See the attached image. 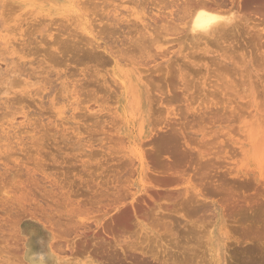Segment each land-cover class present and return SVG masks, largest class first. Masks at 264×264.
Returning <instances> with one entry per match:
<instances>
[{"label": "rangeland", "instance_id": "374dc122", "mask_svg": "<svg viewBox=\"0 0 264 264\" xmlns=\"http://www.w3.org/2000/svg\"><path fill=\"white\" fill-rule=\"evenodd\" d=\"M81 1L83 2L86 0H80V1L79 0H73V1L72 0H0V264H2V262H3V264H10V263H12V264H19V263L20 264H25V263L30 264L25 259V255H24L25 250H26V246L28 244L27 239H26V235H25V232H26L25 229H29L34 235L37 236V240H38V243L40 246L45 245L44 247H48V245H49V252H47V253L52 255V258H53V261H55V264H59V263L60 264H70V263L71 264H84L89 260L93 263H96V264H162L165 261L167 262V264L168 263L169 264H173V263H175V264L176 263L177 264H199L198 260H200V258H202L203 256L205 257V254H206V256H209V253L205 250V247L202 246L204 244L203 240H205L204 235H203L204 231L207 230V228L209 229V227L211 229L212 228L215 229L216 233L218 234L217 236H219L220 239L223 240V243L225 244V246H227V248L225 247L224 256H223V258L225 257L226 260L224 258L223 262H229L228 264H258V263L264 264V261H263V256H264V254H263L264 253V223H263L264 222L263 221L264 220V218H263L264 217V215H263L264 214V211H263L264 210V206H263L264 205L263 204L264 203L263 202L264 201V152H263V150H264V148L262 147L263 149L261 151H258L257 147H255V145H258V144H256L258 138H259L260 142H261V140H264L263 139L264 138V123H262L263 122L262 119H264V117H263L264 116L263 115L264 114V111H263L264 110L263 109V107H264V65H262V64H264V61H263L264 57L261 56V54L262 55L264 54V48H259L258 45L255 46L256 44H259V42L258 41L255 42L251 38L250 39L248 38V37H250V35H248V33L250 32L251 28H249V30H248L247 28L245 29V27H244L242 29V32L240 30L239 33H237V34L234 33L235 35L231 33L232 38L227 36L229 39H234V40H229L226 38L227 40H229L227 42L228 44H230L229 46H227L228 44H225V46H224V44H222V45H220L221 48L215 46L216 47V49H215V47H213L210 44L213 48L209 45L210 47L208 49H209V51L212 49L211 51H213L214 53L210 52L209 55H204L202 52L197 50V54L194 53L193 57H195V58H193L192 55H193V52L195 50L193 52H190L192 50L190 48L188 49L189 46L187 47V45H185L186 43L182 44L183 43V42L181 43L182 40L174 38V36L180 38L182 36V34L181 35H179V34L178 35H173V34L169 35L168 34L167 36H165L166 39H164V37H162L161 38L162 41H160L157 44L159 46V48L156 49L154 45L152 46V42H151L152 40L150 41V39L154 38L153 37L154 35H152V37H150L149 33L150 34L153 33V31H151V30L154 29V27L152 28L150 26L155 25V24H153L154 22L151 20L152 18L155 17L153 15V14H155V11H154V6L152 5V3H149V2L145 3L148 0H146V1L141 0V2L143 1V3H141L140 0H134V1L133 0H113L114 2H112V1L109 2L110 0H103V2H102V0H99V1L98 0H93V1L88 0V2L86 1L87 3L86 2H83V3L85 6H87L89 4L88 5L89 7L87 6L89 9L87 7H85L89 10V12L87 9L83 11V9H85V8L82 7L83 4ZM106 2H107V5L110 6V8H109V6L106 5ZM225 2L228 5L230 3V0H228V1L225 0ZM79 3H81L82 5ZM100 3H104L105 5L104 4L100 5ZM143 4H144V6H143ZM5 5L8 8H6ZM103 5L108 7V9L105 8ZM140 6H141V8H140ZM145 6L146 7L150 6L151 8L150 7L146 8ZM103 7L105 9H103ZM113 7H114V9H113ZM143 7H144V10L146 8L148 11V12H146V10H145L146 16L144 15V18L147 17V18H145V21H147L145 24L149 25V28L147 29L146 32H142L143 31L142 30L143 29L142 24L139 23L138 20L135 18L138 16V14H140L139 12H141ZM4 8H5V10H3ZM115 9H117V10H115ZM76 10H77V13H76ZM90 10H92V11H90ZM103 10H104V13H103ZM150 10H151V15H149ZM3 11H4V13H3ZM99 11H101V12H99ZM129 11L131 14L128 13ZM152 11H154V12H152ZM90 12H92V13H90ZM97 12H99V13L97 14ZM133 12H135V13L133 14ZM243 12H245V11H243ZM25 13L27 14L26 16H25ZM105 13L107 14V16H105L106 15ZM112 13H114V15ZM136 13H138V14H136ZM22 14H24L23 17L21 16ZM90 14H91V16H89ZM240 14L242 16V13H240ZM110 15H111V18H110ZM77 16L78 17L82 16L83 19L79 17L80 19L78 20L79 21L78 22ZM117 16L119 17V19H117L118 18ZM250 16H249V18L252 17V16L251 17ZM2 17H4V18H2ZM37 17H39V18H37ZM10 18H12V21H10ZM32 18H34L35 21H33L34 19L32 20ZM53 18H55V19L58 18L59 22H61L63 20L62 23L64 26L66 25L67 28L63 27L62 23L58 24L57 19L55 20ZM253 18L250 21H248V22H250L251 26L254 24H258L260 22V20H262V19L264 20L263 16H262V18L260 17L259 20L257 19V17H255L254 19ZM70 19H71V21H69ZM111 19H112V21H111ZM115 19H117L118 21H115ZM39 20H40V22H39ZM54 20L57 22H53ZM80 20L83 22L82 25L80 23L81 22ZM124 20L126 22L127 21H129V22H127V24L125 25L126 22ZM131 20H133V21H131ZM64 21L66 22V24H64L65 23ZM95 21H96V23H95ZM86 22L88 24H86ZM117 22H120L122 25L120 23L118 24ZM70 23H73V24H70ZM77 23H78V26L75 25ZM103 23L105 26H103ZM133 23H135V24H133ZM136 23H138L140 26H137L138 24H136ZM36 24H38L39 26ZM56 24H58V25H56ZM59 25L60 26L62 25V26L60 27ZM74 25L77 27L76 30L74 29L75 28ZM84 25H86L85 26L86 28H84ZM129 25H130V27H128ZM132 25H134V26H132ZM28 26L30 29H32L31 33L29 30H24V29H27ZM58 26H59V28H58ZM98 26L100 28H104V29L106 28L104 31V34H103L102 30H101V34H100V31H98V30H100V28ZM126 26H127V28H126ZM12 27H14L15 29L14 28L10 29ZM50 27H52V30L50 29ZM95 27H96V29H94ZM108 27H110L111 30L112 29H114V30L111 31ZM134 27H135V29H134ZM137 27L138 28L141 27V28L138 29ZM68 28H71V31ZM131 28H132V31L134 30L133 32H131ZM262 28H264V25L260 26L258 29L260 30ZM35 29H37V30L35 31ZM53 29L54 30L58 29V30H55L53 32ZM63 29H65V31L66 30L67 31L65 32V31H63ZM107 30H109V31H107ZM135 30L137 33H138V31L139 32L141 31V33L139 35L135 34L136 33ZM25 31L28 32L27 33L28 36L26 34H25L26 36L24 35V33H26ZM114 31H116V32H114ZM110 32H112V33L114 32V33L111 34ZM128 32H130V35H128L129 34ZM244 32H246V33H244ZM9 33L11 35H9ZM33 33H35V34H33ZM143 33H145L144 34L145 36L141 37ZM80 34H81V36H80ZM98 34H100V35H98ZM133 34H134V36H133ZM96 35L99 37H97ZM139 36H140L139 41L141 40L142 42L135 41L137 39V37L139 38ZM29 37H30V39H29ZM170 37H172L173 39L172 38L170 39ZM45 38H47V41ZM88 38L89 39L92 38L93 40L91 39L92 41H90ZM76 39H78V40H76ZM82 39H84V40H82ZM163 39H164V41H163ZM29 40H30V42H29ZM131 40L138 42V43H144V49L146 48L144 50L145 52L144 51H143L144 53L140 52L141 53L140 54L138 49H136V47H135L136 46L135 42L133 43ZM144 40H146V41H144ZM165 40H166V42H165ZM171 40H172V42H168ZM48 41L51 42V44ZM52 41H55V42H52ZM87 41L92 42L94 44V47L91 46V45H93L92 43L90 45L87 43V45H88V47H87L86 46ZM148 41L150 43H148ZM249 41L251 44L249 43ZM36 42H37V44H36ZM58 42H60V43H58ZM121 42L123 43L124 46L121 44ZM145 42H147V43H145ZM235 42H236V44H235ZM262 42H264V40ZM20 43H22L23 45ZM52 43H53V45H52ZM108 43L111 44L110 45L111 47L110 46L107 47L109 45ZM95 44H98V45H95ZM118 44L120 46H122L121 48H120V46L118 47L120 49L117 48ZM133 44H135V45H133ZM249 44L251 45L250 47H248ZM56 45H57V47H56ZM70 45H72V46H70ZM73 45L75 47L76 46H78V47H76V49H75V47L73 48ZM99 45H101L99 48L95 47V46H99ZM25 46H27L28 48ZM103 46L105 48H107L106 52L103 51V49H102ZM148 46L149 47L152 46L151 49L153 51L155 50L154 52H151L152 53L151 56H150V54H151L150 51H152V50L150 48H149L150 50H148V48H147ZM79 47H80V49H79ZM202 47L203 46H201V48ZM23 48L26 51H24ZM71 48H73L74 50ZM77 48H78V50H77ZM94 48L96 50V53L98 52V54H97L98 57H96L97 55L94 52ZM133 48L135 50H137V53H139V55L136 52H134ZM217 48L220 50H218ZM223 48H225V49H223ZM226 48H228V49H226ZM239 48H241V50ZM68 49H70V50H68ZM81 49H82V52L85 49H87V50H85L86 52H84V53H82V52L79 53V50L81 51ZM63 50H64V52H67V53H63ZM71 50H72V52H71ZM110 50H111V53H108V52H110ZM128 50L130 52L129 54H131V52H132L131 55L133 56L132 57L130 55L132 57V60H133L131 63L127 61V59L124 55H123L125 57L124 59H126L125 61H121V59L123 60V57H120V55L122 56V54H124V52L129 56V54L127 53ZM224 50H226L225 53L228 52L227 54H229V57H228V55L224 56V55H226V54H224ZM87 51H90V52L87 53ZM122 51H123V53H122ZM163 51L167 52V53H163ZM237 51H238V53H237ZM256 51H258L259 53ZM24 52H27V53L24 54ZM92 52L95 54V57L98 59H96L94 57V54ZM100 52H102V53H100ZM116 52L119 54L121 53L119 55L120 61H121V62H119L120 76L123 78V80H125V82L128 84V86L131 87V88H129V91L126 94V98L122 100V103H121L122 115L119 117V120H117L118 117H116L117 119L113 117V115L114 116L116 115L115 113H113V112H115V108L113 110V107L115 106V104L111 103L114 100L112 97L113 92L115 91L114 89L117 88L115 86L116 85L119 86V84H116L115 82H111L114 80L110 75V72L114 68H116L114 66V63H113V56L118 55ZM221 52H223V53H221ZM21 53H23V56ZM28 53H30V54H28ZM74 53H76L77 55ZM142 53L143 54L147 53L148 56H150L148 58H145L147 61L145 59H143L145 55L143 57H141V55H143ZM158 53H160V54L163 53V54H161V56L162 55L163 56L161 57L160 54H158ZM63 54H67L68 56H66V55L64 56ZM83 54H85L86 57ZM101 54H102V57H101ZM111 54H113V56ZM133 54L137 55L138 57L137 56L134 57ZM222 54H224V55H222ZM230 54H231V56H230ZM53 55H54V57H53ZM72 55H75V57ZM220 55L224 56V58H226V57L227 58L223 59L222 57H220ZM255 55L257 56V59L255 58ZM165 56H168V57L163 58ZM182 56H183V58H182ZM60 57H61V59H59ZM92 57H94L95 59ZM119 57H118V59H119ZM131 57H130V59H131ZM140 57H141V59H140ZM160 57H161V59H160ZM217 57H218V60H220L221 62L217 60ZM230 57L231 58L233 57L234 60L230 59ZM100 58L107 60L108 64L102 59L99 60ZM187 58H189V59H187ZM76 59H78V60H76ZM130 59H129V61H130ZM181 59H183V60L181 61ZM227 59H230V60L228 61ZM62 60H63V62H62ZM75 60L79 61V62H75ZM85 60L86 61L91 60V62L88 61V63H87ZM95 60L96 61L99 60L98 63ZM141 60H142V62L140 63ZM213 60L214 61L216 60V61L214 62ZM254 60H256V61L259 60V61L256 62ZM260 60H262V61H260ZM148 61H150V62L148 63ZM155 61L158 63L157 64L154 63ZM172 61H174V64ZM232 61H234V62H232ZM80 62H81V64H80ZM99 62H101V63H99ZM104 62H105V64H104ZM135 62L139 63V67L135 66L136 65ZM183 62H186V64ZM218 62H219V64H218ZM76 63L78 66L76 65ZM128 63H130L131 65L128 66ZM142 63L145 65L142 66ZM167 63H168V65H167ZM169 63H171L170 64L171 68H168ZM232 63L234 65L228 67ZM259 63H261V65H259ZM102 64H104L105 66L103 67ZM150 64H151V66H150ZM183 64H184V66H183ZM215 64H217V65H215ZM223 64L225 66H223ZM152 65L153 66L156 65V67L153 68ZM185 65H187V66H185ZM226 65H228V66H226ZM140 66L144 69H145V67H147L145 70V72L148 71V73L145 74L146 79L143 76V73H145V72L142 71L139 73V71L144 70V69L140 68ZM148 66H149L150 70H148ZM218 66L220 68H218ZM85 67H87V68H85ZM150 67L152 68V70ZM158 67H159V69H156ZM209 67H210V72H209ZM19 69H21V70H19ZM161 69H162V71H161ZM222 69H223V71H222ZM231 69L232 70L234 69V71H232ZM155 70L157 72H155ZM74 71H76L77 73ZM158 71H160V72H158ZM218 71L221 72V74ZM228 71H229V73H228ZM83 72H85V73H83ZM97 72H98V75H97ZM150 72L152 74H149ZM153 72H155V74ZM162 72H164V73H162ZM215 72H217L218 74L217 73L215 74ZM93 74H95V76ZM161 74H162V76H161ZM223 74H224V76H223ZM225 74L227 76H229L228 77L229 79L227 78V76L225 77ZM231 74H233L234 76ZM182 75H184V76H182ZM218 75H219L220 79L218 77H216ZM141 76H143L144 78ZM221 76H223V78H221ZM84 77L87 80H85ZM90 77H92V78H90ZM96 77H97V79L100 78L99 80H101V81L97 80ZM180 77L181 78H183V77L187 78L188 77V78L185 81H183L184 78L181 79ZM13 78H14V80L17 81V83H15L16 81H12ZM110 78H111V81H110ZM139 78H141V79L139 80ZM225 78H226V81L231 82V85L234 87L233 89H235V90H233L232 87H230L231 89L228 91L229 93L227 92V94L231 93L230 95L226 96V99L229 101L224 100V97L221 96L220 94L216 93V92L214 95H211V93L215 89H217L219 87H222V88L225 87L224 85L226 83H224V85H223V83L221 82V80L222 79L225 80ZM76 79L77 80L79 79V80L77 81ZM90 79H91V81L95 79L94 81H96V82H94V81L91 82ZM105 79H106V81H107V79H109L107 82L110 84V86H109V84L103 83V81ZM142 79H143V81H142ZM67 80H68V82H67ZM75 80H76V82H75ZM146 80H151V81H149L151 83L145 82ZM259 80H260V82L263 81V83H260ZM98 81H99V83H98ZM158 81H161V82H159V85H158ZM213 81L216 84L223 85V86L217 87V85H216L217 88H215V84ZM74 82L77 84H75ZM82 82H83V84H82ZM153 82L155 84L157 83V86ZM236 82H238V83H236ZM10 83H11V86H10ZM12 83H13V85H12ZM14 83H15V86H14ZM21 83H22V85H21ZM80 83H81V86L79 87L78 84H80ZM85 83H88V84H85ZM111 83H114L115 85L114 84L111 85ZM138 83L140 85L139 86L140 89L135 90V88H133V87H135V86L137 87ZM240 83L242 84V87H241L242 89L240 88V86H241ZM28 84H30V85H28ZM90 84H94V85H90ZM150 84H152L153 86H151ZM187 84H189V86ZM236 84L239 86H237ZM82 85L83 86L85 85V86L83 87ZM88 85L92 86V87H88ZM95 85H96V87H94ZM99 85H100V87H99ZM107 85H108V87H113V88H110L108 90V87H106ZM211 85H213V86H211ZM9 86L12 87L13 90H9V88H8ZM31 86H33V87H31ZM77 86L79 87V89H76V88H78ZM186 86H188V87H186ZM208 86L209 87L211 86V87L208 88ZM261 86H263V87H261ZM104 87L107 88V91H106V88H104ZM183 87L184 88L190 87V89H191L190 94L193 93L195 95L194 96L192 94L195 98L193 100L194 102L191 101L192 107L198 108V104L201 105L202 104L201 102H205L206 100H208L206 102V103H208L211 100V104H213V103L217 104V102L219 101L218 102V104H219L218 108H220V106H222L221 102L225 101L224 103H226V101H227L228 105L226 104V106H228V107L225 106L227 108V111H226V109H225V111L227 113H229L230 116H228L229 114L228 115L225 114L224 113L225 111H223V112L220 111V112H222L220 115L221 116L223 115L222 119L223 120L226 119V121L219 120V121H217L218 123L212 122V123H214V125H213L210 122V120L208 121L210 124L207 122V118H209V116L207 114V117L204 116V117H206V118H204L205 121L200 120V125H199V119L200 118H198L199 116L197 117L196 115H198L201 112L203 113L204 112L203 110L198 112V110H199V108H198V110L196 111V113H198V114H195L194 112L193 113L188 112L186 114H183L186 112V110H185L186 106L190 102L185 103V101L183 100L182 102H177L176 103L177 106H174L175 104L172 105L171 103L168 102L169 104H171L170 105L171 107L170 106L168 107V104L166 102L167 99L171 98L172 93H174L173 95L178 94L179 96L178 95L177 96L181 97V94H180L181 91L180 90L184 89ZM74 88H75V90H74ZM85 88L89 91L85 90ZM88 88H90V89H88ZM150 88H151V91L147 92L148 90H150ZM59 89H61V90H59ZM71 89H72V91H71ZM82 89H84L85 91L82 92L81 91ZM102 89H104V90H102ZM133 89L135 90V92L133 91ZM176 89H178V92ZM208 89H210V90H208ZM219 89H221V88H219ZM238 89H240V90L237 92ZM246 89H248V91ZM7 90H9V93ZM68 90H70V92ZM77 90H80V92ZM112 90H114V91L112 92ZM159 90H160V93L162 91H163V93L165 91H167V93L165 92L166 93L165 95L163 93H161V96H160V93L158 92ZM203 90H206V91L208 90L207 91L208 94L206 93V91L204 92ZM231 90H233V91L231 92ZM245 90H246V92H245L246 94L244 93ZM60 91H61V93H58ZM221 91H223V89H221ZM110 92H111L112 96H111ZM153 92H154V94H153ZM233 92L234 93L236 92L235 93L236 96ZM239 92H241V94H239L240 96L241 95H245V96H241V98H240L239 95H237ZM242 92L244 94H242ZM89 93L92 96L89 95ZM78 94H80L83 97H78V96L76 97V95H78ZM104 94H105V96H104ZM205 94L208 96H206ZM209 94L213 98H211L209 96ZM54 95H55V97H54ZM87 95L91 98V101L88 100L89 98H87L88 97ZM108 95L111 97H109ZM150 95L153 96V98ZM166 95L167 96L171 95V96L168 98V97H166ZM247 95L250 99L247 97ZM42 96H44V97H42ZM66 96H68L69 98ZM103 96H104V99H106L104 101L102 100ZM84 97H86L87 99ZM99 97H102V98L100 99ZM198 97L200 98V100H198L199 99ZM208 97H209V99H208ZM220 97L222 99H220ZM231 97H232V99H231ZM242 97L243 98L246 97V98L243 99ZM163 98H164V101H162ZM247 98L250 100L249 101L250 104L248 103ZM256 98H257V100H256ZM111 99H112V101H111ZM157 99L158 100L161 99V100L155 101ZM77 100L80 101L79 104H78ZM101 100L105 105L103 103H101ZM153 100H154V102H153ZM188 100H190V98ZM221 100H223V101H221ZM230 100L232 101L231 104L228 103V102H230ZM233 100H234V102H233ZM245 100L247 101V104H246ZM94 101L95 102L97 101V103H95ZM109 101H110V103H108ZM98 102H100V103H98ZM151 102H152V104H151ZM236 102L239 103V105ZM55 103H57V104H55ZM70 103L72 104L73 107L69 106ZM74 103H77L78 105L74 104ZM106 103L110 107H108ZM242 103L246 104V105H244L245 107H243ZM98 104L99 105L102 104L101 106H103V108L100 107ZM166 104H167V106H166ZM81 105L83 108H81ZM240 105H241V107H240ZM247 105H248V107H247ZM258 105L260 106V108ZM74 106H77L76 107L77 111L75 110ZM232 106H234V107H232ZM249 106H251V107L249 108ZM78 107H79V109H77ZM96 107H97V109H95ZM99 107H100V109H99ZM164 107H166V108H164ZM176 107L179 109V111H183V112H180L178 114L179 111ZM183 107H185V108H183ZM105 108H107V110L110 108V110H109L110 113H108L109 111L106 110L107 112L105 114V112H104ZM167 108H169L168 111H167ZM182 108L185 110V112ZM235 108H238V109L241 108V109H239V111L236 109V111L234 113H231L235 110ZM242 108H246V109L242 110ZM98 109H99V111L100 110L101 111L104 110V111H102V113H101V111L97 112L96 110H98ZM111 109L113 111H111ZM152 109L155 110V112H153ZM157 109L158 110L161 109L160 111L165 110V112L163 111V113L161 114L160 111L157 112L158 111ZM175 109H176V111H175ZM228 109H229V111H228ZM230 109H231V111H230ZM252 109H253V111H251ZM258 109H261V111H263V112H261L260 110L258 111ZM73 110H75V111H73ZM86 110H87V112H86ZM172 110H174V112H172V113L177 112L176 114L179 115L180 117L177 115L174 117L171 112L169 113L170 114L169 115L168 112L172 111ZM93 111H96V112H93ZM243 111H245V112H243ZM91 112H93L94 114ZM156 112H157V114H156ZM238 112L245 113V114H243V116H242V114L240 113V115L242 116V117H240ZM95 113H97V114H95ZM111 113H112V115L110 116ZM142 113H143V115H142ZM152 113H154L153 114L154 116L152 115ZM181 113L183 114V116L186 115L187 119H185ZM189 113H191V114H189ZM236 113L238 114L237 117L235 116ZM82 114H84V116ZM101 114H103V115H101ZM149 114L152 117H150ZM164 114H165V116H164ZM187 114H189V115H187ZM248 114H250V115L248 116ZM74 115L76 118L74 117ZM93 115L94 116L97 115V116H95L96 118H94ZM105 115H107V119H106ZM232 115L235 117H232ZM108 116H110L111 118L110 117L108 118ZM259 116H261V117H259ZM154 117L157 118V120ZM160 117H161V119H160ZM162 117L163 118L168 117L169 119H167V120H166V118L162 119ZM177 117H179V118H177ZM224 117H226V118L224 119ZM152 118L155 119L154 120V121H156L155 123L152 122V120H153ZM158 118H159V121H158ZM236 118H238L237 121L234 120ZM255 118H257V119H255ZM172 120H174V122ZM182 120H184V121L182 122ZM229 120H231L232 123ZM113 121L114 122L116 121V122L114 123ZM117 121H118V123H117ZM195 121L197 122V124L195 123ZM254 121L257 124V126H255L256 124L253 123ZM258 121H260V123H258ZM167 122H169L168 123L169 126L167 125L165 127L164 125H166ZM224 122L226 124H224ZM251 122L253 124H255L254 125L255 127L259 126V128H256V131L254 130L255 128H253L254 126ZM112 123L116 124V125H113ZM156 123H157V125H156ZM163 123H164V125H163ZM179 123L182 125H180ZM192 123H194V124H192ZM173 124H175V125H173ZM183 124H185V125H183ZM188 124H189V127L187 126ZM258 124H260L261 126ZM112 126H113V128H112ZM179 126L182 128H180ZM191 126L193 128H190ZM199 126H201L202 130H201V128H198ZM203 126H205L206 128ZM183 127H184V129H183ZM118 128L120 131H118ZM166 128H168V129H166ZM209 128H211V129L209 130ZM250 128H251V131L249 130ZM150 129L151 130L153 129L154 131H151ZM172 129H173V131L176 129H179V132H181L183 130L185 135H183V132H181V135H183L181 137L182 138L185 137L184 141H188L187 143H189V144L191 141L194 142L193 139H198V140H195V143L198 142L199 144L195 145V143H193V142H192L193 144L191 143L192 144L191 147L193 146L195 150L200 151L201 146L203 147V148H201V151H206L207 153H209L211 150V152H210L211 155H209L210 158L206 157L204 159H200V157H197L196 155H198V153H196L197 151L196 152L194 151L195 156L193 154L192 155L190 154L191 156L187 155V156L191 157L189 159H188V157L185 156L186 160L188 159L190 161V159H191V161L188 163V160H187L186 161L187 163H185V165H183L184 164V162H183L182 165L184 167L186 165L189 166L191 164L192 166L199 167V165H201L203 163L201 165V167H202L206 162L207 163L211 162V164H214V169H213V173H212L213 178H214V179L212 178L213 180L211 179L210 181H204V182L199 181V180L196 181L195 179H192L191 181H187V180H183V181L182 180L181 181L176 180V181H174L175 179H171L170 177H168V180H167V178H160V177H158V175L155 176L153 174L154 172H157L156 174H158V173H162L163 171H166L165 169L162 170L163 168H161L159 166L160 164L158 165L159 161L161 163H163V162L165 164L167 163L168 159L164 156L165 153L161 154L160 157L159 156L157 157V156H155V153L152 150L154 149V151H155V148L157 146H159V144L161 143V140L163 142V141H166L168 139V136H170V134L173 133ZM214 129H217L215 131V133L213 131ZM218 129H220V130H218ZM114 130H116V131H114ZM156 131L158 132V134ZM170 131H171V133H170ZM194 131H196V132H194ZM209 131H210V133H209ZM211 131H213V132H211ZM253 131H255V132L252 135ZM150 132H152V134L154 136L152 134H150ZM179 132H176V133H178V135H179ZM189 132H191V133H189ZM244 132H246V133H244ZM242 134L243 135L246 134V135L242 136ZM254 134H255V136H254ZM117 135H118V137L120 136L123 139H121L120 137H119L120 139L119 138L116 139ZM149 136L150 137L156 136L154 138V140L155 139H158V140L152 141L153 138L151 137V139H150ZM201 136H203V138ZM243 137H245V139H244L245 141L243 140ZM190 138H191V140H189ZM205 138H207V140ZM212 138H213V142L211 141ZM181 139H180V142H183V139L182 140ZM208 139H210V140H208ZM255 139H256V141H255ZM114 140L116 141V143L114 142ZM118 140L123 141L124 144L120 143L121 141L119 142ZM141 140H143V141L141 142ZM199 140H200V142H199ZM239 140H241V141H239ZM201 141L202 142L204 141L202 143V145L200 144ZM208 141H211V143ZM141 143L144 144L145 146L141 145ZM157 143H159V144L157 145ZM214 143L216 144L215 147H214ZM262 143H264V142L262 141ZM120 144H121V146H120ZM146 144L149 146H147ZM154 144H156V146H154ZM180 144H181L180 146L184 145L183 143H180ZM138 146H140V147H138ZM184 146L180 147L181 150L183 148H185ZM211 146H213V147H211ZM242 146L245 147V149ZM121 147L124 149V151H122V152H124V154L127 153L128 154L127 156L123 155L120 152L122 149ZM204 147H205V149H204ZM241 147H242V151H241ZM139 148H141V149H139ZM157 148H159V147H157ZM157 148H156V150H157ZM210 148H212V149H210ZM255 149L257 151H254ZM258 149L260 150L259 146H258ZM243 150H244V152H243ZM115 152H117V153H115ZM138 152H139V154H141V152H142V155H138ZM152 153H154V154H152ZM188 153H190V152L187 151L186 154H188ZM117 154H120V155L117 156ZM139 157H140V159H139ZM194 157L196 159L197 158L198 159L197 160L195 159V162L193 164L192 159H194ZM120 158H122L123 160L122 159L120 160ZM185 159L183 161H185ZM195 163L197 165H195ZM140 169H141V171H140ZM117 171L119 173V176H118V173L115 174ZM227 173H230V174H227ZM121 175L124 177H122ZM120 176H121V178H120ZM222 176L227 181L226 180L224 181V178H221ZM79 177L82 178V181H80L79 179L77 180V178H79ZM218 177H220V178H218ZM231 177H233V178H231ZM236 178L238 179L237 181H236ZM222 179H223V181H220ZM193 180H195V181H193ZM248 181H249V183H248ZM198 183H199V186H198ZM241 183H245V184L242 186ZM223 184L226 186V187L224 186V188H226V190L223 188V186H221ZM214 185H216V186H214ZM217 185H218V191H214L213 189H215L217 187ZM246 185H247V188H246ZM204 186H205V188L211 190V192L209 190H207V192H206L204 190V188H202L203 189L202 190L201 187H204ZM220 186L223 188V190L221 188L222 191L219 190ZM198 187H200V188H198ZM190 189H191V191H189ZM200 190L203 193H205L207 197ZM224 190H225V192H224ZM227 190H228V192H227ZM195 191H197V192H195ZM212 191H213V193H212ZM191 192H195V193H191ZM214 192H216V193L214 194ZM200 193L203 194L204 196H201ZM192 195H195L196 197H192ZM200 196H201V199H200ZM226 196H228L230 198H228ZM191 197H192V199H191ZM203 201L207 202V203H203ZM254 201H255V203H253ZM199 202H202L200 204L201 205L204 204V205L202 207H200L201 205L199 204ZM208 202H209V204H208ZM181 203H182V205H181ZM186 203H188V206ZM195 203H196V205H195ZM185 204H186V206H185ZM198 205H200V206L198 207ZM237 205H238V207L240 206L239 209H236V208H238ZM60 206L63 207V209L65 208L63 210V212H62V210H60V208H61ZM260 206H261L262 211L260 209ZM186 207L188 210L185 209ZM188 207L191 209H189ZM193 207H195V210L193 209ZM216 207L219 208L221 210V213H222V216H221L220 220H218L217 223H215L216 219L213 217L216 214V210H215ZM249 207L252 210H253V208H255L257 210L252 211ZM72 208H73V210H75V208L77 209L76 213L72 210ZM79 208H80V212H79ZM243 208H244V211H243ZM55 209H57V210L54 211ZM212 209H213V211H212ZM67 210H69V211L71 210V212H74V214H76V215L79 212V214L76 216V217H78V216L79 217L73 218V216L75 217V215L73 214V216H71L72 213L69 211L67 212ZM189 210L191 211V213H188V212H190ZM193 210L194 211L199 210V211L194 212ZM176 211H178V212H176ZM236 211L239 213H237ZM234 212H235V214H234ZM243 212L244 213L247 212V213L244 215ZM197 213L199 216L197 215ZM204 213L206 216L204 215V218H202ZM21 214H23V215L21 216ZM30 214H32L33 216L35 215V216L33 217L31 215L33 217V218H31V216H29ZM260 214H261V216H260ZM36 215H37V217H36ZM23 216H25V218ZM196 216H198V218H196ZM207 216H209V217H207ZM16 217L19 218L18 222H17V220L15 221V219H17ZM83 217L89 218L90 220L88 222H83V220L85 219ZM192 217H193V219H191ZM69 218H71L72 221L69 220ZM79 218H82V219H79ZM199 218H201V219L199 220ZM41 219H43V220H41ZM48 219H50V220H48ZM78 219L81 220L82 222H80ZM195 219L198 220V222ZM53 220H55L56 222H54ZM76 220H77L78 224L75 223ZM261 220L263 222H261ZM11 221H12V223H11ZM73 221H74V223H73ZM155 221L159 224H157ZM194 221H196L195 224L197 223V225L193 224ZM49 222H51V223H49ZM10 223H11V225H10ZM69 223L71 225H69ZM207 223H209V224H207ZM57 224H59L60 226H58V228L55 229L54 227H57L56 226ZM152 224H154V227L156 226L157 228L156 227L152 228V226H153ZM193 225H194V227H191ZM12 226H13V228H12ZM207 226H209V227H207ZM15 227L17 228V230ZM161 227H163V228H161ZM217 227H218V229H217ZM48 228H50L54 232L52 231L53 232L52 233L50 231V229H48ZM161 229H162V231H160ZM138 230H139V232H138ZM169 231H171V233ZM193 231L196 232L197 235ZM145 232L147 234L148 233L149 234L147 235ZM167 232H169V233H167ZM190 232H191V234L193 233V235L195 234L196 237L194 236V238H193L192 237L193 235L189 236ZM162 233L165 235H163ZM198 233L200 234L199 235L200 237L203 236V238L201 237L202 239L198 236ZM11 234L13 235V237L11 236ZM14 234L19 236L20 239H18L19 237H17ZM247 234H249V235H247ZM136 235H137V237H139V238L141 237V238L140 239L137 238ZM141 235L142 236L145 235L144 238ZM22 236H24L25 240H24V238H22ZM146 236L147 237L149 236L150 238L148 237L149 239H147L145 241V244H144L141 241H144V239H146ZM155 236H157L158 238H155ZM244 236L247 239H245ZM247 236H249V238ZM169 237H170V239H169ZM173 237L175 239H172ZM190 237L193 239H191ZM197 237H199V238H197ZM152 238H154V239H152ZM176 238L178 239V241H176L177 240ZM21 239H22V241H21ZM141 239H143V240H141ZM165 239H166V241H165ZM250 239H251V241H250ZM262 239H263V241H262ZM148 240L151 243L154 242V243H152L153 246L151 244H149ZM167 240H170V241H167ZM174 240L176 241V245H175V243H173ZM157 241H160L159 242L160 244H158ZM187 241H189V243H191V246ZM55 242H57V244L58 243L59 244L57 245ZM146 242H148V247H147ZM135 243H136V245H135ZM137 243L139 245H137ZM177 243H179V244L177 245ZM128 244H129V246H127ZM142 244H143V246H140ZM181 244L183 246H185L186 244L187 245L185 248H183V247H179V246H182ZM193 244L196 246L193 247ZM18 245H20V249H19ZM100 245L102 246V248ZM156 245H158V246H156ZM11 246H13V247H11ZM56 246H58L59 248L57 247L58 248L57 249ZM6 247L10 250V253L8 252L9 250H7ZM120 247H121V249H120ZM130 247H134L135 249L131 250L132 252L128 251L129 249L127 250L126 248H130ZM14 248H18V250L14 249ZM52 248H55L54 249L55 252L50 251V250H52ZM192 248L194 250H192ZM4 249H6L7 251ZM11 249H14V250L12 251ZM59 249L62 251L64 250L63 252H65V255H64V253H62V251H59ZM83 249H86V250H83ZM166 249L168 251L167 253H166ZM1 250H2V252H1ZM96 250H98V251H96ZM146 250L148 252L150 251V253L151 252H153V253L149 254ZM161 250H164L165 252H163ZM253 250L255 253L253 252ZM99 251H101V252H99ZM112 251H113V254L115 253L117 255L114 256L112 254ZM194 251H195V254H194ZM251 251L253 252V254H251L252 253ZM257 251H258V253H257ZM14 252L17 253V255H15ZM18 252H19V254H18ZM84 252H86L87 254L85 253L86 254L85 255ZM93 252L94 253L96 252L95 255H96V258H98V259L95 258V255H92ZM102 252L104 254H102ZM169 252H171L170 255H169ZM187 252H188V254H187ZM198 252H199V254H198ZM244 252H246V253L243 254ZM20 253H22L21 254L22 256L20 255ZM60 253H61V256L59 255ZM144 253L147 254V256ZM181 253H182V255H181ZM185 253H186V256H185ZM202 253H203V255H201ZM232 253H234L233 256H231ZM237 253H239L240 255ZM72 254H73V256H72ZM111 254H112V256H111ZM132 254H133V256H132ZM172 254L173 255L175 254L176 256L175 255L173 256ZM67 255H70V256H67ZM154 255L156 256V258ZM188 255H189V258H188ZM193 255H194V257H193ZM198 255L200 256V258ZM97 256H100V257H97ZM71 257H72V259H71ZM115 257H116V259L114 260ZM118 257H119V260H118ZM152 257H154V259ZM168 257H170L171 259L170 258L168 259ZM175 257L178 259H175ZM204 257L202 258L203 260L202 259L200 260L201 264H205L204 262H202V261H204V259L206 260L207 264H208V262H210L209 264H214V263L215 264H221V260L219 258H214V260H210V257H209V259H208V257L207 258L206 257L204 258ZM190 258H192L196 262H194ZM195 258H197V259H195ZM248 258H251V259L249 260ZM1 259H2V262H1ZM19 259H21L20 262H18ZM180 259H182V260H180ZM8 260L10 261V263ZM15 260H17L16 261L17 263H15ZM167 260L170 262H168ZM218 260H219V262H218ZM171 262H173V263H171ZM89 264H92V263H89ZM224 264H226V263H224Z\"/></svg>", "mask_w": 264, "mask_h": 264}, {"label": "bare ground", "instance_id": "6f19581e", "mask_svg": "<svg viewBox=\"0 0 264 264\" xmlns=\"http://www.w3.org/2000/svg\"><path fill=\"white\" fill-rule=\"evenodd\" d=\"M73 1V0H72ZM80 1V0H79ZM87 2H88V0H86ZM86 1H83V2H86ZM93 1V0H92ZM99 1V0H98ZM97 1V2H98ZM114 2L113 0H110L109 2ZM134 1V0H133ZM146 1V0H145ZM144 1V2H145ZM228 1V0H227ZM78 2V1H77ZM82 2V1H81ZM82 2V4L84 5V3ZM86 2V3H87ZM102 2H103V0H102ZM130 2V1H129ZM140 2H141V0H140ZM152 3V5L154 6V11H155V14H153L155 17L154 18H152L151 20L154 22L153 24H155L154 26L152 25V26H150V27H154V29H152L151 31H153V33L152 34H150L149 33V35H150V37H152V35H154L153 37L154 38H152V39H150V41L152 42V46L154 45L155 46V48L157 49V48H159V46L157 45L160 41H162L161 40V38L162 37H164V39H166L165 38V36H167L168 34L169 35H171V34H173V35H181L182 34V36L180 37V38H178V37H175L174 36V38H176V39H180V40H182L181 41V43L182 44H184V43H186L185 45H187V47H188V49L190 48L192 51H190V52H193L194 50V52H193V55H192V57L194 56V53H196L197 54V50L198 51H200V52H202L204 55H209L210 54V52H212V53H214L213 51H209V47L212 45L213 47H215V46H217V47H220V45H222V44H224V46H225V44H228L227 42L229 41V40H234V39H229L228 37H230V38H232V34H237V33H239L240 32V30H241V32H242V29L245 27V29L247 28L248 30H249V28H251L250 29V32L248 33V35H250V37H248L249 39L251 38L253 41H255V42H259V44H256L255 46H259V48H264V42H262L263 40H264V28H262V29H258L260 26H263L264 25V20L262 19V20H260V22L258 23V24H254V25H250V22H248V21H250L253 17L255 18V17H257V19L259 20L260 19V17L262 18V16H263V18H264V0H230V3L227 5L226 4V2H225V0H148V1H146L145 3ZM95 3V2H94ZM105 3V2H104ZM104 3H100V5L101 4H104ZM141 3H143V1L141 2ZM144 3V4H145ZM71 4V3H70ZM79 4H81V3H79ZM81 4V5H82ZM144 4H143V6H144ZM82 5V7H87V6H83ZM105 5V4H104ZM103 5V6H104ZM106 5H107V2H106ZM112 5V4H111ZM135 5V4H134ZM140 5V4H139ZM151 5V4H150ZM6 6V5H5ZM107 6H109V5H107ZM136 6V5H135ZM142 6V5H141ZM141 6H140V8H141ZM16 7V6H15ZM81 7V6H80ZM89 7V6H88ZM87 7V8H88ZM98 7V6H97ZM105 8H107L108 9V7H106V6H104ZM103 7V9H105ZM138 7V6H137ZM146 7V6H145ZM148 7H150V6H148ZM148 7H146V8H148ZM6 8H8L7 6H6ZM19 8V7H18ZM41 8V7H40ZM74 8V7H73ZM87 8H85V9H83V11L84 10H86ZM96 8V7H95ZM94 8V9H95ZM109 8H110V6H109ZM119 8V7H118ZM145 8V10H146V12H148L147 11V9ZM151 8V7H150ZM89 9V8H88ZM87 9V10H88ZM92 9V8H91ZM97 9V8H96ZM113 9H114V7H113ZM3 10H5V8L3 9ZM14 10V9H13ZM99 10V9H98ZM112 10V9H111ZM115 10H117V9H115ZM141 10V9H140ZM145 10H144V7H143V9L141 10V12H139L140 14H138V13H136V14H138V16L137 17H135L137 20H138V22L139 23H141L142 24V32H146L147 31V29L149 28V25L148 24H145L147 21H145V18H147V17H145L144 18V15H145ZM152 10V9H151ZM151 10L149 11L150 12V14L149 15H151ZM15 11V10H14ZM31 11V10H30ZM82 11V10H81ZM90 11H92V10H90ZM97 11V10H96ZM114 11V10H113ZM154 11H152V12H154ZM243 11H245V12H243ZM8 12V11H7ZM26 12V11H25ZM87 12V11H86ZM88 12H89V10H88ZM99 12H101V11H99ZM99 12H97V14L99 13ZM3 13H4V11H3ZM29 13V12H28ZM76 13H77V10H76ZM90 13H92V12H90ZM103 13H104V10H103ZM117 13V12H116ZM121 13V12H120ZM128 13H130V11L128 12ZM135 12H133V14H134ZM240 13H242V16H241V14ZM96 14V15H97ZM101 14V13H100ZM106 14V13H105ZM109 14V13H108ZM113 15H114V13H112ZM125 14V13H124ZM123 14V15H124ZM131 14V13H130ZM132 14V15H133ZM247 14V15H246ZM23 15L24 14H22L21 16L23 17ZM27 14L25 13V16H26ZM81 15V14H80ZM252 17H251V16ZM89 16H91V14L89 15ZM105 16H107V14L105 15ZM104 16V17H105ZM125 16V15H124ZM146 16V15H145ZM148 16V15H147ZM249 16L251 17V18H249ZM5 17V16H4ZM4 17H2V18H4ZM57 17V16H56ZM64 17V16H63ZM71 17V16H70ZM80 18H82V16H79ZM78 16H77V21L80 19ZM115 17V16H114ZM118 17V16H117ZM37 18H39V17H37ZM42 18V17H41ZM76 18V17H75ZM86 18V17H85ZM91 18V17H90ZM95 18V17H94ZM106 18V17H105ZM110 18H111V15H110ZM253 18V19H254ZM6 19V18H5ZM34 18H32V20H33ZM53 19H55V18H53ZM57 19V21H58V18H56ZM55 19V20H56ZM61 19V18H60ZM65 19V18H64ZM83 19V18H82ZM81 19V20H82ZM117 19H119V17L117 18ZM117 19H115V21H118ZM130 19V18H129ZM149 19V18H148ZM256 19V20H257ZM24 20V19H23ZM31 20V21H32ZM41 20V19H40ZM40 20H39V22H40ZM53 21V22H57V21ZM80 20V21H81ZM93 20V19H92ZM91 20V21H92ZM110 20V19H109ZM126 20V19H125ZM124 20V21H125ZM10 21H12V18H10ZM9 21V22H10ZM18 21V20H17ZM33 21H35V19L33 20ZM69 21H71V19L69 20ZM73 21V20H72ZM76 21V22H77ZM87 21V20H86ZM108 21V20H107ZM111 21H112V19H111ZM131 21H133V20H131ZM19 22V21H18ZM63 22V20L61 21V22H59L58 21V24H60V23H62ZM65 22V21H64ZM79 22V21H78ZM94 22V21H93ZM102 22V21H101ZM109 22V21H108ZM121 22V21H120ZM120 22H117L118 24L120 23ZM126 22V21H125ZM127 22H129V21H127ZM127 22L125 23V25L127 24ZM135 22V21H134ZM20 23V22H19ZM51 23V22H50ZM75 23V22H74ZM81 23V25H82V21L80 22ZM79 23V24H80ZM95 23H96V21H95ZM131 23V22H130ZM129 23V24H130ZM54 24V23H53ZM58 24H56V25H58ZM64 24H66V22L64 23ZM68 24V23H67ZM70 24H73V23H70ZM86 24H88L87 22H86ZM91 24V23H90ZM94 24V23H93ZM106 24V23H105ZM111 24V23H110ZM109 24V25H110ZM121 24V23H120ZM133 24H135V23H133ZM136 24H138V23H136ZM23 25V24H22ZM36 25H38V24H36ZM51 25V24H50ZM62 25H63V23H62ZM61 25V26H62ZM76 26H78V23L77 24H75ZM74 25V26H75ZM80 25V26H81ZM113 25V24H112ZM122 25V24H121ZM31 26V25H30ZM39 26V25H38ZM60 26V25H59ZM59 26H58V28H59ZM60 26V27H61ZM72 26V25H71ZM70 26V27H71ZM75 26V30H76V27ZM86 25H84V28H86L85 27ZM94 26V25H93ZM103 26H105L104 25V23H103ZM119 26V25H118ZM132 26H134V25H132ZM131 26V27H132ZM137 26H140L139 24L137 25ZM251 26V27H250ZM34 27V26H33ZM63 27H66V25L64 26L63 25ZM99 27V26H98ZM107 27V26H106ZM120 27V26H119ZM118 27V28H119ZM122 27V26H121ZM128 27H130V25L128 26ZM14 27H12V28H10V29H13ZM19 28V27H18ZM26 28V27H25ZM28 28H29V26H28ZM24 29V30H29L30 31V33H31V30L32 29ZM49 28V27H48ZM67 28V27H66ZM88 28V27H87ZM100 28V27H99ZM109 29H110V27H108ZM107 28V29H108ZM126 28H127V26H126ZM133 28V27H132ZM132 28H131V32H133L132 31ZM138 28V27H137ZM141 27H139L138 29H140ZM15 29V28H14ZM50 29L52 30V27H50ZM68 29H70V31H71V28H68ZM94 29H96V27L94 28ZM104 28H100V30H98V31H100V34H101V30L103 31V34H104V31H105V29L103 30ZM134 29H135V27H134ZM37 29H35V31H36ZM55 30H58V29H55ZM54 29H53V32L55 31ZM111 30V29H110ZM112 30H114V29H112ZM111 30V31H112ZM116 30V29H115ZM39 31V30H38ZM63 31H65V29H63ZM67 31V30H66ZM65 31V32H66ZM107 31H109V30H107ZM246 31V30H245ZM26 33H24V35L26 34L27 35V31H25ZM33 32V31H32ZM58 32V31H57ZM64 32V33H65ZM73 32V31H72ZM114 32H116V31H114ZM113 32V33H114ZM135 32H136V30H135ZM17 33V32H16ZM36 33V32H35ZM35 33H33V34H35ZM78 33V32H77ZM91 33V32H90ZM106 33V32H105ZM111 34H113L112 32H110ZM109 33V34H110ZM129 34L128 35H130V32H128ZM141 33V31L139 32L138 31V33L136 32L135 34H140ZM232 33V34H231ZM244 33H246V32H244ZM52 34V33H51ZM54 34V33H53ZM61 34V33H60ZM100 34H98V35H100ZM132 34V33H131ZM145 33H143L142 34V36L141 37H144L145 35H144ZM234 34V35H235ZM241 34V33H240ZM9 35H11L10 33H9ZM22 35V34H21ZM25 35V36H26ZM65 35V34H64ZM63 35V36H64ZM231 35V36H230ZM233 35V36H234ZM16 36V35H15ZM24 36V37H25ZM28 36V35H27ZM59 36V35H58ZM70 36V35H69ZM80 36H81V34H80ZM97 36V35H96ZM105 36V35H104ZM112 36V35H111ZM110 36V37H111ZM133 36H134V34H133ZM228 36V37H227ZM242 36V35H241ZM19 37V36H18ZM31 37V36H30ZM30 37H29V39H30ZM36 37V36H35ZM54 37V36H53ZM73 37V36H72ZM97 37H99V36H97ZM114 37V36H113ZM132 37V36H131ZM136 37V36H135ZM147 37V36H146ZM235 37V36H234ZM244 37V36H243ZM64 38V37H63ZM66 38V37H65ZM69 38V37H68ZM74 38V37H73ZM93 38V37H92ZM92 38H88L90 41H92L93 39ZM95 38V37H94ZM102 38V37H101ZM172 37H170V39H171ZM229 39V40H227V39ZM247 38V39H248ZM37 39V38H36ZM46 39V41H47V38H45ZM86 39V38H85ZM92 39V40H91ZM115 39V38H114ZM117 39V38H116ZM132 39V38H131ZM135 39V38H134ZM138 39V40H137ZM137 39L135 40V41H138V42H142L141 40L139 41V39H140V36H139V38L137 37ZM142 39V38H141ZM148 39V38H147ZM164 39H163V41H164ZM173 39V38H172ZM236 39V38H235ZM238 39V38H237ZM28 40V39H27ZM26 40V41H27ZM53 40V39H52ZM76 40H78V39H76ZM82 40H84V39H82ZM95 40V39H94ZM105 40V39H104ZM107 40V39H106ZM143 40V39H142ZM149 40V39H148ZM32 41V40H31ZM36 41V40H35ZM43 41V40H42ZM59 41V40H58ZM63 41V40H62ZM66 41V40H65ZM71 41V40H70ZM132 41V40H131ZM135 41H132L133 43L135 42ZM144 41H146V40H144ZM245 41V40H244ZM248 41V40H247ZM29 42H30V40H29ZM49 42V41H48ZM52 42H55V41H52ZM67 42V41H66ZM72 42V41H71ZM81 42V41H80ZM130 42V41H129ZM138 42H135V44H136V49H138V51H139V53L140 52H143L145 49H144V43H138ZM165 42H166V40H165ZM168 42H172V40L171 41H168ZM252 42V41H251ZM24 43V42H23ZM28 43V42H27ZM26 43V44H27ZM50 44H51V42H49ZM58 43H60V42H58ZM64 43V42H63ZM62 43V44H63ZM87 43L90 45L92 42H89V41H87L86 42V46L88 47V45H87ZM97 43V42H96ZM127 43V42H126ZM145 43H147V42H145ZM148 43H150L149 41H148ZM180 43V44H181ZM188 43V44H187ZM232 43V42H231ZM239 43V42H238ZM249 43H250V41H249ZM20 44H22V43H20ZM19 44V45H20ZM25 44V43H24ZM32 44V43H31ZM36 44H37V42H36ZM40 44V43H39ZM38 44V45H39ZM56 44V43H55ZM65 44V43H64ZM68 44V43H67ZM93 44V43H92ZM99 44V43H98ZM98 44H95V45H98ZM109 44V43H108ZM121 44L123 45V43L121 42ZM131 44V43H130ZM135 44H133V45H135ZM143 44V45H142ZM211 44V45H210ZM235 44H236V42H235ZM251 44V43H250ZM249 44V46L248 47H250L251 45ZM253 44V43H252ZM23 45V44H22ZM52 45H53V43H52ZM85 45V44H84ZM111 44H109L107 47H109ZM127 45V44H126ZM125 45V46H126ZM151 45V44H150ZM210 45V46H209ZM230 44H228L227 46H229ZM254 45V44H253ZM21 46V45H20ZM70 46H72V45H70ZM92 47H94V44L93 45H91ZM101 45H99V46H95L96 48H99ZM106 46V45H105ZM120 45L118 44V46H117V48L119 47ZM124 46V45H123ZM147 46V45H146ZM152 46L151 47H147L148 48V50H150L151 48H152ZM201 46H203L202 48H201ZM211 46V47H212ZM25 47H27V46H25ZM56 47H57V45H56ZM68 47V46H67ZM75 46L73 45V48H74ZM76 47H78V46H76ZM76 47H75V49H76ZM85 47V46H84ZM111 47V46H110ZM122 46H120V48H121ZM131 47V46H130ZM184 47V46H183ZM182 47V48H183ZM212 47V48H213ZM241 47V46H240ZM28 48V47H27ZM31 48V47H30ZM73 48H71V49H73ZM82 48V47H81ZM120 48H118V49H120ZM126 48V47H125ZM150 48V49H149ZM185 48V47H184ZM221 48V47H220ZM235 48V47H234ZM24 49V48H23ZM22 49V50H23ZM57 49V48H56ZM62 49V48H61ZM79 49H80V47H79ZM83 49V48H82ZM82 49H81V51L79 50V53L80 52H82ZM89 49V48H88ZM103 51L104 52H106L107 51V48H105L104 46H103ZM117 49V50H118ZM127 49V48H126ZM134 49V48H133ZM186 49V48H185ZM215 49H216V47H215ZM218 49V48H217ZM223 49H225V48H223ZM226 49H228V48H226ZM240 50H241V48H239ZM248 49V48H247ZM16 50V49H15ZM21 50V49H20ZM28 50V49H27ZM34 50V49H33ZM36 50V49H35ZM49 50V49H48ZM68 50H70V49H68ZM74 50V49H73ZM77 50H78V48H77ZM85 50H87V49H85ZM85 50H83V52L82 53H84V52H86ZM90 50V49H89ZM122 50V49H121ZM124 50V49H123ZM152 50V49H151ZM218 50H220V49H218ZM237 50V49H236ZM255 50V49H254ZM260 50V49H259ZM24 51H26L25 49H24ZM38 51V50H37ZM50 51V50H49ZM48 51V52H49ZM66 51V50H65ZM100 51V50H99ZM155 51V50H154ZM153 50L152 51H150V53L151 52H154ZM184 51V50H183ZM189 51V50H188ZM217 51V50H216ZM215 51V52H216ZM225 51L226 50H224V54H226V55H224V54H222V55H224V56H227L228 55V57H229V54H227V53H225ZM231 51V50H230ZM234 51V50H233ZM23 52V51H22ZM31 52V51H30ZM39 52V51H38ZM46 52V51H45ZM60 52V51H59ZM71 52H72V50H71ZM90 51H87V53H89ZM94 52L96 53V50H95V48H94ZM119 52V51H118ZM127 52V51H126ZM134 52H136L137 53V50H135L134 49ZM133 52V53H134ZM145 52V51H144ZM143 52V53H144ZM148 52V51H147ZM256 52H258V51H256ZM27 52H24V54H26ZM47 53V52H46ZM51 53V52H50ZM53 53V52H52ZM63 53H67V52H64V50H63ZM93 53V52H92ZM100 53H102V52H100ZM99 53V54H100ZM108 53H111V50H110V52H108ZM113 53V52H112ZM117 53V52H116ZM122 53H123V51H122ZM128 54L130 53L129 52V50H128V52H127ZM139 53H137L138 55H139ZM142 53V54H143ZM156 53V52H155ZM154 53V54H155ZM163 53H167V52H164L163 51ZM163 53H161V54H163ZM221 53H223V52H221ZM230 53V52H229ZM235 53V52H234ZM237 53H238V51H237ZM259 53V52H258ZM22 54V56H23V53H21ZM28 54H30V53H28ZM73 54V53H72ZM74 54H76V53H74ZM86 54V53H85ZM85 54H83L84 56H85ZM91 54V53H90ZM94 54V53H93ZM98 54V52L96 53V55ZM118 55V57H119V55L121 54H119V53H117ZM131 54H132V52H131ZM131 54H129V56L124 52V54H122V56L120 55V57H123V60L121 59V61H125L126 59H127V61L128 62H132L133 60H132V55ZM141 54V53H140ZM157 54V53H156ZM158 54H160V53H158ZM161 54H160V56H161ZM190 54V53H189ZM199 54V53H198ZM236 54V53H235ZM35 55V54H34ZM64 56L66 55V56H68L67 54H63ZM77 55V54H76ZM112 56H113V54H111ZM115 55V54H114ZM126 57V59H124L125 57ZM132 57H131V56ZM134 55V57H136L137 55H135V54H133ZM145 55V56H144ZM152 55V53L150 54V56ZM165 55V54H164ZM200 55V54H199ZM31 56V55H30ZM72 56H74L75 57V55H72ZM110 56V55H109ZM108 56V57H109ZM117 56H113V63H114V66L116 67V68H114L111 72H110V75H111V77L113 78V80L114 81H111V78H110V81L111 82H115L116 84H119V86L118 85H116L115 87H117V88H115L114 90H112V92H113V96H112V94H111V92H110V94H111V96L113 97V101H112V99H111V103H114L115 104V106L113 107V110H114V108H115V112H113V113H115L116 115L114 116L113 115V117L114 118H116V117H118V119L117 120H119V117L122 115V113H121V103H122V100L123 99H125L126 98V94H127V92L129 91V88H131L130 86H128V84L125 82V80H123V78L120 76V70H119V62H121L120 61V57H119V59H118V57ZM144 56V58L143 59H145V58H148V57H150V56H148V54L147 53H145V54H143V55H141V57H143ZM158 56V55H157ZM163 56V55H162ZM161 56V57H162ZM224 56H221L220 55V57H222L223 59H226V58H224ZM230 56H231V54H230ZM233 56V55H232ZM261 56H263L264 57V54L262 55L261 54ZM53 57H54V55H53ZM57 57V56H56ZM62 57V56H61ZM61 57L59 58V59H61ZM86 57V56H85ZM94 57H95V54H94ZM94 57H92V58H94ZM96 57H98V55L96 56ZM95 57V58H96ZM101 57H102V54H101ZM129 57V58H128ZM130 57H131V59H130ZM138 57V56H137ZM141 57H140V59H141ZM161 57H160V59H161ZM166 57H168V56H165V57H163V58H166ZM51 58V57H50ZM70 58V57H69ZM77 58V57H76ZM94 58V59H95ZM162 58V59H163ZM182 58H183V56H182ZM193 58H195V57H193ZM206 58V57H205ZM212 58V57H211ZM255 58L257 59V56L255 55ZM254 58V59H255ZM262 58V57H261ZM260 58V59H261ZM96 59H98V58H96ZM102 58H100L99 60H101ZM107 59V58H106ZM129 59H130V61H129ZM134 59V58H133ZM139 59V60H140ZM176 59V58H175ZM187 59H189V58H187ZM192 59V58H191ZM230 59H233L234 60V58L232 57H230ZM230 59H227L228 61L230 60ZM263 59V58H262ZM42 60V59H41ZM40 60V61H41ZM64 60V59H63ZM63 60H62V62H63ZM71 60V59H70ZM76 60H78V59H76ZM75 60V62H79V61H76ZM80 60V59H79ZM82 60V59H81ZM93 60V59H92ZM98 60V61H99ZM102 60H104L107 64H108V62H107V60H105V59H102ZM136 60V59H135ZM146 60V59H145ZM177 60V59H176ZM183 59H181V61H182ZM217 60H218V57H217ZM86 61V60H85ZM88 61H90L91 62V60H87L86 62L88 63ZM96 61V60H95ZM98 61H96L97 63H98ZM126 61V62H127ZM147 61V60H146ZM179 61V60H178ZM177 61V62H178ZM210 61V60H209ZM214 61V60H213ZM216 61V60H215ZM214 61V62H215ZM218 61H220V60H218ZM254 61H256V60H254ZM257 61H259V60H257ZM256 61V62H257ZM260 61H262V60H260ZM264 61V60H263ZM49 62V61H48ZM53 62V61H52ZM85 62V63H86ZM102 62V61H101ZM101 62H99V63H101ZM105 62H104V64H105ZM142 62V60L140 61V63ZM150 61H148V63H149ZM173 62V64H174V61H172ZM171 62V63H172ZM176 62V63H177ZM193 62V61H192ZM212 62V61H211ZM221 62V61H220ZM223 62V61H222ZM232 62H234V61H232ZM54 63V62H53ZM56 63V62H55ZM59 63V62H58ZM112 63V64H113ZM130 63H128V66H130L131 64ZM144 63V62H143ZM142 63V66L143 65H145V64H143ZM146 63V62H145ZM154 63H158V62H154ZM171 63H169V67L168 68H171L170 67V64ZM183 63H185L186 64V62H183ZM73 64V63H72ZM80 64H81V62H80ZM104 64H102V66L104 67L105 65ZM106 64V65H107ZM135 66H138L139 67V63L138 62H135ZM182 64V63H181ZM192 64V63H191ZM209 64V63H208ZM213 64V63H212ZM211 64V65H212ZM218 64H219V62H218ZM16 65V64H15ZM18 65V64H17ZM61 65V64H60ZM76 65H77V63H76ZM83 65V64H82ZM86 65V64H85ZM91 65V64H90ZM93 65V64H92ZM99 65V64H98ZM101 65V64H100ZM110 65V64H109ZM133 65V64H132ZM154 65V64H153ZM152 65V67L153 68H155L156 67V65L155 66H153ZM167 65H168V63H167ZM166 65V66H167ZM188 65V64H187ZM187 65H185V66H187ZM197 65V64H196ZM214 65V64H213ZM215 65H217V64H215ZM222 65V64H221ZM234 64L232 63L231 65H226V66H228V67H230V66H233ZM259 65H261V63H259ZM262 65H264V64H262ZM19 66V65H18ZM78 66V65H77ZM76 66V67H77ZM147 66V65H146ZM150 66H151V64H150ZM175 66V65H174ZM181 66V65H180ZM183 66H184V64H183ZM220 66V65H219ZM218 66V68H220ZM223 66H225L224 64H223ZM161 67V66H160ZM212 67V66H211ZM216 67V66H215ZM214 67V68H215ZM47 68V67H46ZM85 68H87V67H85ZM102 68V67H101ZM140 68H142L141 66H140ZM146 68L147 67H145V69L144 68H142V69H144V70H141V71H139V73L140 72H145V70H146ZM151 68V67H150ZM162 68V67H161ZM167 68V67H166ZM165 68V69H166ZM175 68V67H174ZM177 68V67H176ZM183 68V67H182ZM67 69V68H66ZM104 69V68H103ZM102 69V70H103ZM138 69V68H137ZM156 69H159V67L158 68H156ZM163 69V68H162ZM162 69H161V71H162ZM181 69V68H180ZM208 69V68H207ZM217 69V68H216ZM227 69V68H226ZM225 69V70H226ZM19 70H21V69H19ZM139 70V69H138ZM148 70H150L149 69V66H148ZM151 70H152V68H151ZM175 70V69H174ZM177 70V69H176ZM200 70V69H199ZM213 70V69H212ZM218 70V69H217ZM221 70V69H220ZM232 70V69H231ZM230 70V71H231ZM65 71V70H64ZM78 71V70H77ZM101 71V70H100ZM154 71V70H153ZM171 71V70H170ZM178 71V70H177ZM181 71V70H180ZM222 71H223V69H222ZM232 71H234V69L232 70ZM74 72H76V71H74ZM99 72V71H98ZM98 72H97V75H98ZM105 72V71H104ZM103 72V73H104ZM108 72V71H107ZM155 72H157L156 70H155ZM155 72H153L154 74H155ZM158 72H160V71H158ZM209 72H210V67H209ZM219 72V71H218ZM227 72V71H226ZM225 72V73H226ZM71 73V72H70ZM69 73V74H70ZM77 73V72H76ZM79 73V72H78ZM83 73H85V72H83ZM100 73V72H99ZM146 73H148V71L147 72H145V73H143V76L145 77V74ZM162 73H164V72H162ZM168 73V72H167ZM217 72H215V74H216ZM220 74H221V72H219ZM228 73H229V71H228ZM227 73V74H228ZM233 73V72H232ZM149 74H152L151 72L149 73ZM148 74V75H149ZM214 74V73H213ZM218 74V73H217ZM21 75V74H20ZM19 75V76H20ZM76 75V74H75ZM78 75V74H77ZM89 75V74H88ZM94 76H95V74H93ZM92 75V76H93ZM231 75H233V74H231ZM236 75V74H235ZM69 76V75H68ZM74 76V75H73ZM143 76H141V77H143ZM147 76V75H146ZM154 76V75H153ZM161 76H162V74H161ZM182 76H184V75H182ZM213 76V75H212ZM223 76H224V74H223ZM223 76H221V78H223ZM227 75L225 74V77H226ZM234 76V75H233ZM21 77V76H20ZM99 77V76H98ZM143 77V78H144ZM148 77V76H147ZM150 77V76H149ZM215 77V76H214ZM216 77H218L219 79H220V77H219V75L218 76H216ZM229 76H227V78H228ZM232 77V76H231ZM90 78H92V77H90ZM104 78V77H103ZM108 78V77H107ZM153 78V77H152ZM155 78V77H154ZM181 78V77H180ZM184 78V80L183 81H185L187 78H185V77H183ZM183 78H181V79H183ZM11 79V78H10ZM19 79V78H18ZM84 79H85V77H84ZM96 79H97V77H96ZM100 79V78H99ZM99 79H97V80H99ZM132 79V78H131ZM141 78H139V80H140ZM145 79H146V77H145ZM148 79V78H147ZM217 79V78H216ZM229 79V78H228ZM65 80V79H64ZM77 80V79H76ZM76 80H75V82H76ZM79 80V79H78ZM77 80V81H78ZM81 80V79H80ZM85 80H87V79H85ZM95 80V79H94ZM94 80H92V81H94ZM109 79H107V81H108ZM138 80V81H139ZM235 80V79H234ZM12 81H16V80H14V78L12 79ZM11 81V82H12ZM71 81V80H70ZM74 81V80H73ZM82 81V80H81ZM90 81H91V79H90ZM91 81V82H92ZM99 81H101V80H99ZM99 81H98V83H99ZM105 81V82H104ZM103 81V83L105 84H109L107 81H106V79ZM142 81H143V79H142ZM149 81H151V80H146L145 82H148V83H151V82H149ZM216 81V80H215ZM19 82V81H18ZM23 82V81H22ZM25 82V81H24ZM67 82H68V80H67ZM72 82V81H71ZM74 82V83H75ZM80 82V81H79ZM94 82H96V81H94ZM93 82V83H94ZM159 82H161V81H158V85H159ZM165 82V81H164ZM214 82V81H213ZM212 82V83H213ZM221 82L223 83V85H224V83H226L224 86L225 87H219V86H223V85H218V84H216L215 82H214V84H215V88H217V87H219V88H221V89H223V91H221V89H219V88H217V89H215L212 93H211V95H214L215 94V92L216 93H218V94H220L221 96H223L224 97V100H227L226 99V96H228V95H230V94H227V92L231 89L230 87H232V89L234 88L232 85H231V82H228V81H226V78H225V80L224 79H222L221 80ZM220 82V83H221ZM241 82V81H240ZM259 82H260V80H259ZM15 83H17V81L15 82ZM15 83H14V86H15ZM29 83V82H28ZM65 83V82H64ZM147 83V84H148ZM154 83V82H153ZM152 83V84H153ZM188 83V82H187ZM221 83V84H222ZM234 83V82H233ZM236 83H238V82H236ZM260 83H263V81L262 82H260ZM259 83V84H260ZM25 84V83H24ZM32 84V83H31ZM36 84V83H35ZM70 84V83H69ZM75 84H77V83H75ZM82 84H83V82H82ZM85 84H88V83H85ZM112 84H114V83H111V85ZM152 84H150L151 86H153ZM210 84V83H209ZM241 84V83H240ZM12 85H13V83H12ZM21 85H22V83H21ZM28 85H30V84H28ZM27 85V86H28ZM66 85V84H65ZM68 85V84H67ZM79 85V87L81 86V83L80 84H78ZM90 85H94V84H90ZM115 85V84H114ZM156 86H157V83L155 84ZM154 85V86H155ZM184 85V84H183ZM188 86H189V84H187ZM216 85H217V87H216ZM235 85V84H234ZM237 85V84H236ZM10 86H11V83H10ZM8 87L9 88V90H13L12 89V87ZM26 86V87H27ZM83 86V85H82ZM85 86V85H84ZM83 86V87H84ZM87 86V85H86ZM109 86H110V84H109ZM139 83L137 84V87L135 86V87H133V88H135V90H137V89H140L139 88ZM149 86V85H148ZM161 86V85H160ZM185 86V85H184ZM188 86H186V87H188ZM211 86H213V85H211ZM210 86V87H211ZM237 86H239V85H237ZM29 87V86H28ZM31 87H33V86H31ZM78 87V86H77ZM79 87L78 88H76V89H79ZM88 87H92V86H89L88 85ZM94 87H96V85L94 86ZM93 87V88H94ZM99 87H100V85H99ZM102 87V86H101ZM106 87H108V85L106 86ZM106 87H104V88H106ZM209 86H208V88H210ZM242 87V84H241V86H240V88ZM261 87H263V86H261ZM11 88V89H10ZM82 88V87H81ZM80 88V89H81ZM110 88H113V87H108V90L110 89ZM161 88V87H160ZM159 88V89H160ZM184 88V87H183ZM239 88V87H238ZM70 89V88H69ZM88 89H90V88H88ZM92 89V88H91ZM95 89V88H94ZM242 89V88H241ZM9 90H7L8 91V93H9ZM59 90H61V89H59ZM74 90H75V88H74ZM85 90H87L86 88H85ZM84 89H82L81 91L83 92V91H85ZM93 90V89H92ZM102 90H104V89H102ZM135 90L133 89V91L135 92ZM177 90V92H178V89H176ZM208 90H210V89H208ZM207 90V91H208ZM220 90V91H219ZM233 90H235V89H233ZM233 90H231V92L233 91ZM240 89H238L237 90V92L239 91ZM244 90V89H243ZM242 90V91H243ZM247 91H248V89H246ZM246 90L244 91V93L246 92ZM45 91V90H44ZM69 92H70V90H68ZM71 91H72V89H71ZM77 91H79L80 92V90H77ZM87 91H89V90H87ZM95 91V90H94ZM106 91H107V88H106ZM105 91V92H106ZM139 91V90H138ZM137 91V92H138ZM149 91H151V88H150V90H148L147 92H149ZM162 91V90H161ZM170 91V90H169ZM168 91V92H169ZM181 91V97H178L179 95L178 94H176V95H173L174 93H172L170 96H171V98H169L170 96H167L166 95V97H168L169 99H167V104H168V107L172 104H175L174 106H177L176 105V103L177 102H182L183 100L185 101V103H188V102H190V103H188L187 104V106H186V112H185V110L183 109V108H185V107H183L182 109L184 110V112L185 113H183V114H186V113H188V112H194L195 114H198V113H196V111L198 110V108H199V110H198V112H200V111H204L203 113L201 112V113H199L198 115H196L198 118H200L199 119V125H200V120H204V118H206L207 117V114H208V116H209V118H207V122L210 120V122L212 123V122H214V123H216L217 121H219V120H223L222 118H223V115L221 116L220 114L223 112V111H225V109H226V111H227V108L226 107H228V106H226V104H227V101H229V100H227L226 101V103H224V102H221V105L222 106H220V108H218V106H219V104H218V102H217V104H215V103H213V104H211V100L208 102V103H206L208 100H206L205 102H201L202 104L200 105V104H198V108H195V107H192V102L191 101H193L195 98H194V94L193 93H191L190 94V92H191V89H190V87L189 88H184V89H182V90H180ZM204 92L206 91V90H203ZM207 91H206V93H207ZM263 91V90H262ZM42 92V91H41ZM51 92V91H50ZM75 92V91H74ZM81 92V93H82ZM156 92V91H155ZM159 93H160V90L158 91ZM166 93H167V91H165ZM163 93V91L161 92V93H163L164 95L166 94V93ZM176 92V93H177ZM194 92V91H193ZM58 93H61V91L60 92H58ZM85 93V92H84ZM88 93V92H87ZM91 93V92H90ZM89 93V95H91ZM109 93V92H108ZM142 93V92H141ZM151 93V92H150ZM161 93H160V96H161ZM171 93V92H170ZM195 93V92H194ZM229 93V92H228ZM234 93V92H233ZM232 93V94H233ZM236 93V92H235ZM234 93V94H235ZM243 92H242V94H244ZM68 94V93H67ZM95 94V93H94ZM153 94H154V92H153ZM152 94V95H153ZM194 96H193V95ZM208 94V93H207ZM239 94H241V92H239L237 95H239ZM246 94V93H245ZM248 94V93H247ZM37 95V94H36ZM52 95V94H51ZM69 95V94H68ZM75 95V94H74ZM84 95V94H83ZM178 95V96H177ZM206 95V94H205ZM70 96V95H69ZM83 97V96H81L80 94H78V95H76V97ZM88 96V95H87ZM92 96V95H91ZM94 96V95H93ZM101 96V95H100ZM104 96H105V94H104ZM104 96H103V101L104 100H106V99H104ZM109 96V95H108ZM111 96H109V97H111ZM140 96V95H139ZM151 96V95H150ZM200 96V95H199ZM206 96H208V95H206ZM209 96H210V94H209ZM219 96V95H218ZM235 96H236V94H235ZM234 96V97H235ZM241 96H245V95H241ZM241 96L239 95V97L241 98ZM42 97H44V96H42ZM54 97H55V95H54ZM66 97H68V96H66ZM72 97V96H71ZM108 97V98H109ZM152 98H153V96H151ZM197 97V96H196ZM211 98H213L212 96H210ZM233 97V98H234ZM247 97H248V95H247ZM257 97V96H256ZM41 98V97H40ZM48 98V97H47ZM50 98V97H49ZM69 98V97H68ZM73 98V97H72ZM84 98H86V97H84ZM87 98H89L88 100L89 101H91V98L88 96ZM86 98V99H87ZM97 98V97H96ZM100 99L102 98V97H99ZM107 98V97H106ZM140 98V97H139ZM159 98V97H158ZM190 98V100H188ZM199 98V97H198ZM203 98V97H202ZM207 98V97H206ZM243 98V97H242ZM246 98V97H245ZM245 98H243V99H245ZM249 98V97H248ZM247 98V99H248ZM77 99V98H76ZM81 99V98H80ZM85 99V100H86ZM93 99V98H92ZM98 99V98H97ZM99 99V100H100ZM166 99V98H165ZM205 99V98H204ZM203 99V100H204ZM208 99H209V97H208ZM220 99H222L221 97H220ZM231 99H232V97H231ZM250 99V98H249ZM248 99V103H249V100ZM57 100V99H56ZM102 100H101V103H103L102 102ZM108 100V99H107ZM110 100V99H109ZM141 100V99H140ZM152 100V99H151ZM159 100H161V99H159ZM158 99L157 100H155V101H159ZM197 100V99H196ZM198 100H200V98L198 99ZM219 100V99H218ZM256 100H257V98H256ZM71 101V100H70ZM73 101V100H72ZM78 101V100H77ZM82 101V100H81ZM87 101V100H86ZM88 101V102H89ZM162 101H164V98H163V100ZM221 101H223V100H221ZM246 101V100H245ZM57 102V101H56ZM83 102V101H82ZM81 102V103H82ZM95 102V101H94ZM153 102H154V100H153ZM171 103V104H169V103ZM194 102V101H193ZM231 100H230V102H228L229 104H231ZM233 102H234V100H233ZM61 103V102H60ZM72 103V102H71ZM70 103V105L69 106H72V104ZM80 103V101H78V104ZM93 103V102H92ZM95 103H97V101L95 102ZM98 103H100V102H98ZM108 103H110V101L108 102ZM164 103V102H163ZM237 103V102H236ZM47 104V103H46ZM55 104H57V103H55ZM59 104V103H58ZM74 104H77V103H74ZM77 104V105H78ZM87 104V103H86ZM85 104V105H86ZM104 104V103H103ZM107 104V103H106ZM151 104H152V102H151ZM158 104V103H157ZM156 104V105H157ZM167 104H166V106H167ZM182 104V103H181ZM194 104V103H193ZM233 104V103H232ZM238 105H239V103H237ZM243 104V103H242ZM246 104H247V101H246ZM246 104H243V107H245L244 105H246ZM250 104V103H249ZM99 105V104H98ZM102 105V104H101ZM101 105H99L100 107H102L103 108V106H101ZM105 105V104H104ZM110 105V104H109ZM113 105V104H112ZM111 105V106H112ZM159 105V104H158ZM200 105V106H199ZM228 105V104H227ZM260 105V104H259ZM258 105V106H259ZM97 106V105H96ZM107 106H108V104H107ZM153 106V105H152ZM182 106V105H181ZM226 106V107H225ZM230 106V105H229ZM73 107V106H72ZM75 107V110H76V107L77 106H74ZM80 107V106H79ZM79 107L77 108V109H79ZM98 107V106H97ZM97 107L95 108V109H97ZM100 107H99V109H100ZM108 107H110V106H108ZM107 107V108H108ZM171 107V106H170ZM197 107V106H196ZM212 107V108H211ZM216 107V108H215ZM232 107H234V106H232ZM240 107H241V105H240ZM247 107H248V105H247ZM251 106H249V108H250ZM81 108H83L82 107V105H81ZM80 108V109H81ZM107 108H105V111L104 110H102V111H104L105 112V114H106V112L107 111H109L110 110V108L107 110ZM149 108V107H148ZM155 108V107H154ZM153 108V109H154ZM159 108V107H158ZM164 108H166V107H164ZM177 108V107H176ZM256 108V107H255ZM259 108H260V106H259ZM21 109V108H20ZM99 109L98 110H96L97 112L99 111ZM152 109V110H153ZM168 109L169 108H167V111H168ZM178 109V108H177ZM181 109V108H180ZM236 109L239 111V109H241V108H235V110L233 111V112H231V113H234L235 111H236ZM244 109H246V108H242V110H244ZM263 109H264V107H263ZM75 110H73V111H75ZM92 110V109H91ZM107 110V111H106ZM112 109H111V111H113ZM144 110V109H143ZM151 110V111H152ZM158 110V109H157ZM156 110V111H157ZM161 110V109H160ZM160 110H158L157 112H159ZM163 110V109H162ZM261 111V109H258V111ZM77 111V110H76ZM96 111H93V112H96ZM101 111V110H100ZM99 111V112H100ZM102 111H101V113H102ZM164 112H165V110H163ZM163 111H160L161 112V114L163 113ZM175 111H176V109H175ZM178 111H179V109H178ZM220 111H222V112H220ZM224 112L225 114H229V113H227V112ZM228 111H229V109H228ZM230 111H231V109H230ZM246 111V110H245ZM245 111H243V112H245ZM251 111H253V109L251 110ZM264 111V110H263ZM263 111H261V112H263ZM86 112H87V110H86ZM90 112V111H89ZM88 112V113H89ZM93 112H91V113H93ZM153 112H155V110H153ZM157 112H156V114H157ZM172 113V112H174V110H172V111H169L168 112V114L169 113ZM180 112H183V111H179L178 112V114L180 113ZM87 113V114H88ZM108 113H110V111L108 112ZM177 113V112H176ZM176 113H172L173 114V116L175 117L177 114ZM223 113V114H224ZM239 113V115H240V113L241 112H238ZM251 113V112H250ZM94 114V113H93ZM95 114H97V113H95ZM104 114V113H103ZM103 114H101V115H103ZM154 113H152V115H153ZM159 114V113H158ZM182 114V113H181ZM183 114H182V116H183ZM189 114H191V113H189ZM189 114H187V115H189ZM224 114V115H225ZM242 114V116H243V114H245V113H241ZM253 114V113H252ZM262 114V113H261ZM83 116H84V114H82ZM92 115V114H91ZM99 115V114H98ZM112 115V113L110 114V116ZM142 115H143V113H142ZM170 115V114H169ZM237 113L235 114V116L237 117ZM247 115V114H246ZM250 114H248V116H249ZM264 115V114H263ZM95 116H97V115H95ZM94 115H93V117L94 118H96ZM100 116V115H99ZM106 116V119H107V115H105ZM110 116H108V118L110 117ZM149 116H150V114H149ZM154 116V115H153ZM160 116V115H159ZM162 116V115H161ZM164 116H165V114H164ZM177 116H179V115H177ZM194 116V115H193ZM204 116H206V117H204ZM211 116V117H210ZM228 116H230V114L228 115ZM235 116H233L232 115V117H235ZM241 115H240V117H242ZM74 117H75V115H74ZM112 117V118H113ZM127 117V116H126ZM150 117H152V116H150ZM170 117V116H169ZM180 117V116H179ZM179 117H177V118H179ZM185 119H187L186 118V115L185 116H183ZM182 117V118H183ZM227 117V116H226ZM226 117H224V119L226 118ZM247 117V116H246ZM259 117H261V116H259ZM264 117V116H263ZM76 118V117H75ZM111 118V117H110ZM155 118V117H154ZM152 118L153 120H152V122H156V121H154L155 119L157 120V118ZM166 117H162V119H165ZM173 118V117H172ZM181 118V119H182ZM197 118V119H198ZM239 118V117H238ZM238 118H236V119H234V120H236L237 121V119ZM250 118V117H249ZM125 119V118H124ZM160 119H161V117H160ZM167 119H169L168 117L166 118V120ZM228 119V118H227ZM231 119V118H230ZM255 119H257V118H255ZM254 119V120H255ZM262 119V118H261ZM260 119V120H261ZM128 120V119H127ZM171 120V119H170ZM259 120V119H258ZM263 120V122L262 123H264V119H262ZM82 121V120H81ZM103 121V120H102ZM110 121V120H109ZM108 121V122H109ZM158 121H159V118H158ZM162 121V120H161ZM173 122H174V120H172ZM177 121V120H176ZM179 121V120H178ZM184 120H182V122H183ZM194 121V120H193ZM197 121V120H196ZM195 121V123L197 124V122ZM205 121V120H204ZM203 121V122H204ZM223 121H226V119L225 120H223ZM230 122H231V120H229ZM239 121V120H238ZM249 121V120H248ZM112 122V121H111ZM114 122V121H113ZM116 122V121H115ZM114 122V123H115ZM121 122V121H120ZM164 122V121H163ZM180 122V121H179ZM202 122V123H203ZM234 122V121H233ZM110 123V122H109ZM117 123H118V121H117ZM160 123V122H159ZM169 122H167V124L166 125H164V123H163V125L166 127L167 125L169 126V124H168ZM209 123V122H208ZM214 123H212L213 125H214ZM218 123V122H217ZM222 123V122H221ZM228 123V122H227ZM232 123V122H231ZM252 123V122H251ZM253 123H255V121L253 122ZM252 123V124H253ZM258 123H260V121H258ZM261 123V124H262ZM113 124V123H112ZM123 124V123H122ZM180 124V123H179ZM192 124H194V123H192ZM191 124V125H192ZM210 124V123H209ZM224 124H226L225 122H224ZM229 124V123H228ZM227 124V125H228ZM256 124V123H255ZM255 124H253V126L255 125ZM113 125H116V124H113ZM155 125V124H154ZM156 125H157V123H156ZM159 125V124H158ZM173 125H175V124H173ZM180 125H182V124H180ZM183 125H185V124H183ZM258 125H260V124H258ZM263 125V124H262ZM149 126V125H148ZM153 126V125H152ZM162 126V125H161ZM188 127H189V124L187 125ZM186 126V127H187ZM198 126V125H197ZM196 126V127H197ZM252 126V125H251ZM252 126V127H253ZM255 126H257V124L255 125ZM253 127V128H255L254 130L256 131V128H259V126L258 127ZM261 126V125H260ZM164 127V128H165ZM176 127V126H175ZM180 127V126H179ZM178 127V128H179ZM203 127H205V126H203ZM250 127V126H249ZM248 127V128H249ZM112 128H113V126H112ZM150 128V127H149ZM154 128V127H153ZM180 128H182V127H180ZM179 128V129H180ZM190 128H193L192 126L190 127ZM198 128H201V126H199ZM206 128V127H205ZM213 128V127H212ZM129 129V128H128ZM163 129V128H162ZM166 129H168V128H166ZM179 129H176V130H174L173 131V129H172V131H173V133H171V131H170V136H168V139L166 140V141H163L162 142V140H161V143L159 144V143H157V145L159 144V146H157V147H159V148H157V150H156V148H155V151H154V149L152 150L154 153H155V156H161V154H163V153H165V157L168 159V161H167V163L165 164L163 161V163H161L160 161L158 162V165L161 167V168H163L162 170H166V171H163L162 173H158V174H156L157 172H154L153 174L155 175V176H157L158 175V177H160V178H167V180H168V177H170L171 179H175L174 181H178V180H187V181H191L192 179H195L196 181L197 180H199V181H210L212 178H213V169H214V164H211V162H209V163H205L202 167H201V165L203 164H201V165H199V167H197V166H192L191 164V166L189 165H186V166H184L183 167V165H185V163H187L186 161L189 159V158H191V157H189V156H191L192 154L194 155L195 154V152L196 153H198V155H196L197 157H200V159H204V158H206V157H209V155H211V150H210V152L209 153H207L206 151H201V148H203L202 146H201V148H200V151L199 150H195L194 149V147L192 146L191 147V145L193 144V143H195V140H198V139H193L194 140V142L193 141H191L190 142V144L189 143H187L188 141H184L185 140V137H181V136H183V135H185V133L183 132V130L181 131V132H183V135H181V132H179ZM183 129H184V127H183ZM211 128H209V130H210ZM241 129V128H240ZM151 130V129H150ZM149 130V131H150ZM161 130V129H160ZM171 130V129H170ZM201 130H202V128H201ZM217 129H214L213 131H214V133H215V131H216ZM218 130H220V129H218ZM250 131H251V128L249 129ZM114 131H116V130H114ZM118 131H120L119 130V128H118ZM151 131H154L153 129L151 130ZM158 131V130H157ZM156 131V132H157ZM169 131V130H168ZM204 131V130H203ZM202 131V132H203ZM213 131H211V132H213ZM255 131H253L252 132V135H253V133L255 132ZM164 132V131H163ZM176 132H179V135H178V133H176ZM194 132H196V131H194ZM200 132V131H199ZM219 132V131H218ZM189 133H191V132H189ZM198 133V132H197ZM209 133H210V131H209ZM217 133V132H216ZM241 133V132H240ZM244 133H246V132H244ZM117 134V133H116ZM150 134H152V132H150ZM155 134V133H154ZM157 134H158V132H157ZM164 134V133H163ZM153 135V134H152ZM206 135V134H205ZM215 135V134H214ZM246 135V134H245ZM245 135H243L242 134V136H245ZM251 135V134H250ZM154 136V135H153ZM163 136V135H162ZM167 136V135H166ZM180 136V137H179ZM209 136V135H208ZM254 136H255V134H254ZM253 136V137H254ZM257 136V135H256ZM120 137V136H119ZM118 137V135H117V138L116 139H118L119 138ZM134 137V136H133ZM150 137V136H149ZM152 137V136H151ZM151 137H150V139H151ZM156 137V136H155ZM155 137H152L153 139H152V141L154 140V138ZM159 137V136H158ZM161 137V136H160ZM187 137V136H186ZM202 138H203V136H201ZM252 137V138H253ZM261 137V136H260ZM121 138V137H120ZM119 138V139H120ZM125 138V137H124ZM167 138V137H166ZM182 138L183 139V142H180V139ZM115 139V140H116ZM121 139H123V138H121ZM164 139V138H163ZM181 139V140H182ZM206 140H207V138H205ZM245 139V137H243V140ZM264 139V138H263ZM114 140V142L116 143V141ZM125 140V139H124ZM155 140H158V139H155ZM154 140V141H155ZM189 140H191V138L189 139ZM201 140V139H200ZM200 140H199V142H200ZM208 140H210V139H208ZM119 142L121 141V140H118ZM143 140H141V142H142ZM212 142H213V138H212V140H211ZM211 141H208V142H210L211 143ZM239 141H241V140H239ZM245 141V140H244ZM255 141H256V139H255ZM262 141L264 142V140H261V142H260V140H259V138H258V140H257V142H256V144H258V145H255V147H257V150L258 151H261L263 148H264V143H262ZM118 142V143H119ZM149 142V141H148ZM160 142V141H159ZM193 142V143H192ZM204 142V141H203ZM202 141H201V145H202V143H203ZM120 143H123V141H121ZM147 143V142H146ZM151 143V142H150ZM156 143V142H155ZM180 143H183L184 145H182V146H180L181 144ZM192 143V144H191ZM124 144V143H123ZM148 144V143H147ZM146 144V145H147ZM153 144V143H152ZM196 144H199L198 142L197 143H195V145ZM205 144V143H204ZM239 144V143H238ZM133 145V144H132ZM141 145H143V146H145L144 144H142L141 143ZM212 145V144H211ZM215 143H214V147H215ZM251 145V144H250ZM116 146V145H115ZM120 146H121V144H120ZM119 146V147H120ZM147 146H149V145H147ZM154 146H156V144H154ZM185 147V148H183L182 150H181V148L180 147ZM206 146V145H205ZM210 146V145H209ZM258 146H259V148H260V150L258 149ZM138 147H140V146H138ZM153 147V146H152ZM211 147H213V146H211ZM238 147V146H237ZM243 147V146H242ZM242 147H241V151H242ZM248 147V146H247ZM263 147V148H262ZM118 148V147H117ZM122 148V147H121ZM142 148V147H141ZM141 148H139V149H141ZM244 149H245V147H243ZM123 149V148H122ZM121 149V153L123 154V155H128L126 152V154H124V152H122V151H124V149L122 150ZM204 149H205V147H204ZM210 149H212V148H210ZM117 150V149H116ZM181 150V151H180ZM203 150V149H202ZM207 150V149H206ZM256 149L254 150V151H257ZM118 151V150H117ZM187 151H189L190 153H188V154H186V152ZM195 151V152H194ZM240 151V152H241ZM119 152V151H118ZM119 152V153H120ZM192 152V153H191ZM206 152V153H205ZM243 152H244V150H243ZM263 152H264V150H263ZM113 153V152H112ZM115 153H117V152H115ZM120 153V154H121ZM154 153H152V154H154ZM120 154H117V156L118 155H120ZM121 154V155H122ZM191 154V155H190ZM138 155H142V152H141V154H139V152H138ZM187 155H189V156H187ZM185 156L186 157H188V159L186 160L185 159ZM195 156V155H194ZM137 157V156H136ZM143 157V156H142ZM141 157V158H142ZM210 158V157H209ZM122 158H120V160H121ZM139 159H140V157H139ZM185 159V161H183ZM195 157H194V159H192L193 161H192V163L194 164V162H195ZM198 159V158H197ZM196 159V160H197ZM199 159V160H200ZM208 159V158H207ZM123 160V159H122ZM190 161H191V159H190ZM189 160H188V163L190 162ZM210 161V160H209ZM183 162H184V164H183ZM204 162V161H203ZM123 163V162H122ZM125 163V162H124ZM157 163V162H156ZM197 163V162H196ZM195 163V165H197ZM183 164V165H182ZM122 165V164H121ZM125 166V165H124ZM121 167V166H120ZM123 167V166H122ZM140 168V167H139ZM191 171H190V170ZM189 170V171H188ZM86 171V170H85ZM119 171V170H118ZM118 171L115 173V174H117L118 173ZM122 171V170H121ZM140 171H141V169H140ZM120 172V171H119ZM125 172V171H124ZM41 173V172H40ZM88 174V173H87ZM114 174V175H115ZM126 174V173H125ZM124 174V175H125ZM227 174H230V173H227ZM232 174V173H231ZM89 176V175H88ZM118 176H119V173H118ZM122 176V175H121ZM121 176H120V178H121ZM219 176V175H218ZM74 177V176H73ZM82 177V176H81ZM81 177H79V178H77V180L79 179L80 181H82V178ZM115 177V176H114ZM122 177H124V176H122ZM186 177V178H185ZM90 178V177H89ZM218 178H220V177H218ZM221 178H224L223 176L221 177ZM230 178V177H229ZM231 178H233V177H231ZM91 179V178H90ZM214 179V178H213ZM212 179V180H213ZM75 180V179H74ZM73 180V181H74ZM86 180V179H85ZM195 180H193V181H195ZM226 179L224 178V181H225ZM238 179L236 178V181H237ZM88 181V180H87ZM90 181V180H89ZM116 181V180H115ZM198 181V182H199ZM219 181V180H218ZM220 181H223V179L222 180H220ZM227 181V180H226ZM84 182V181H83ZM247 182V181H246ZM82 183V182H81ZM200 183V182H199ZM199 183H198V186H199ZM248 183H249V181H248ZM257 183V182H256ZM83 184V183H82ZM87 184V183H86ZM208 184V183H207ZM210 184V183H209ZM242 184V186L245 184V183H241ZM85 185V184H84ZM193 185V184H192ZM202 185V184H201ZM200 185V186H201ZM212 185V184H211ZM210 185V186H211ZM255 185V184H254ZM89 186V185H88ZM142 186V185H141ZM144 186V185H143ZM203 186V185H202ZM206 186V185H205ZM205 186L204 187H201V189L202 188H204V190L207 192V190H209V189H207V188H205ZM214 186H216V185H214ZM221 186H223V188H224V184L223 185H221ZM219 187V190H221V188L222 187ZM260 186V185H259ZM258 186V187H259ZM226 187V186H225ZM90 188V187H89ZM198 188H200V187H198ZM197 188V189H198ZM209 188V187H208ZM223 188H222V190H223ZM244 188V187H243ZM246 188H247V185H246ZM189 189V188H188ZM212 189V188H211ZM225 190H226V188H224ZM203 190V189H202ZM214 191H218V185H217V187L215 188V189H213ZM221 190V191H222ZM225 190H224V192H225ZM91 191V190H90ZM89 191V192H90ZM189 191H191V189L189 190ZM201 191V190H200ZM204 191V192H205ZM210 192H211V190H209ZM187 192V191H186ZM195 192H197V191H195ZM195 192H191V193H195ZM202 192V191H201ZM227 192H228V190H227ZM203 193V192H202ZM212 193H213V191H212ZM211 193V194H212ZM216 192H214V194H215ZM187 194V193H186ZM197 194V193H196ZM201 194V193H200ZM205 196H206V194L205 193H203ZM203 194H201V196H204ZM223 194V193H222ZM198 195V194H197ZM209 195V194H208ZM201 196H200V199H201ZM192 197H196L195 195H192ZM192 197H191V199H192ZM207 197V196H206ZM225 197V196H224ZM226 197H228V196H226ZM228 198H230V197H228ZM199 199V198H198ZM197 199V200H198ZM225 199V198H224ZM196 200V201H197ZM191 201V200H190ZM186 202V201H185ZM264 202V201H263ZM200 203H202V202H199V204ZM203 203H207V202H204L203 201ZM253 203H255V201L253 202ZM252 203V204H253ZM187 204V206H188V203H186ZM186 204H185V206H186ZM208 204H209V202H208ZM211 204V203H210ZM257 204V203H256ZM262 204V203H261ZM264 204V203H263ZM181 205H182V203H181ZM195 205H196V203H195ZM201 205V204H200ZM200 205H198V207L200 206ZM204 205V204H203ZM203 205H201L200 207H202ZM206 205V204H205ZM245 205V204H244ZM184 206V205H183ZM184 206V207H185ZM216 206V205H215ZM258 206V205H257ZM256 206V207H257ZM264 206V205H263ZM61 207V206H60ZM192 207V206H191ZM207 207V206H206ZM211 207V206H210ZM218 207V206H217ZM216 207V214H215V216H213L215 219H216V221H215V223H217L218 222V220H220V218H221V216H222V213H221V210L219 209V208H217ZM237 207H238V205H237ZM240 207V206H239ZM239 207L238 208H236V209H239ZM243 207V206H242ZM241 207V208H242ZM246 207V206H245ZM244 207V208H245ZM251 207V206H250ZM249 207V208H250ZM253 207V206H252ZM183 208V207H182ZM189 208V207H188ZM244 208H243V211H244ZM263 208V207H262ZM65 209V208H64ZM63 207H61L60 208V210H62V212H63ZM71 209V208H70ZM180 209V208H179ZM185 209H187V207L185 208ZM189 209H191V208H189ZM193 209L195 210V207H193ZM204 209V208H203ZM208 209V208H207ZM235 209V210H236ZM248 209V208H247ZM251 209V208H250ZM260 209H261V206H260ZM57 209H55L54 211H56ZM72 210H73V208H72ZM76 208H75V210H73L75 213H76ZM181 210V209H180ZM188 210V209H187ZM193 210V211H194ZM252 210V209H251ZM250 210V211H251ZM254 210H257V209H255V208H253V210L252 211H254ZM59 211V210H58ZM57 211V212H58ZM66 211V210H65ZM69 210H67V212H68ZM190 211V210H189ZM197 211H199V210H197ZM197 211H194V212H197ZM201 211V210H200ZM212 211H213V209H212ZM234 211V210H233ZM232 211V212H233ZM259 211V210H258ZM261 211H262V209H261ZM264 211V210H263ZM25 212V211H24ZM61 212V211H60ZM59 212V213H60ZM69 212H71V210L69 211ZM74 212H71L72 213V215L71 216H73V214H74ZM79 212H80V208H79ZM79 212H78V214H79ZM176 212H178V211H176ZM231 212V213H232ZM237 212V211H236ZM188 213H191V211L190 212H188ZM206 213V212H205ZM205 213L203 214V217L202 218H204V215H205ZM212 213V212H211ZM237 213H239V212H237ZM242 213V212H241ZM244 213V212H243ZM247 212H245L244 213V215L246 214ZM258 213V212H257ZM260 213V212H259ZM20 214V213H19ZM62 214V213H61ZM77 214V215H78ZM81 214V213H80ZM179 214V213H178ZM207 214V213H206ZM214 214V213H213ZM233 214V213H232ZM234 214H235V212H234ZM249 214V213H248ZM254 214V213H253ZM23 214H21V216H22ZM28 215V214H27ZM26 215V216H27ZM32 214H30L29 216H31ZM60 215V214H59ZM75 215V217L73 216V218H78V217H76L77 215L76 214H74ZM196 215V214H195ZM197 215H198V213H197ZM201 215V214H200ZM208 215V214H207ZM257 215V214H256ZM264 215V214H263ZM33 216V215H32ZM31 216V218H33ZM62 216V215H61ZM70 216V217H71ZM81 216V215H80ZM182 216V215H181ZM192 216V215H191ZM199 216V215H198ZM198 216H196V218H198ZM206 216V215H205ZM212 216V215H211ZM247 216V215H246ZM249 216V215H248ZM251 216V215H250ZM260 216H261V214H260ZM24 218H25V216H23ZM22 217V218H23ZM36 217H37V215H36ZM87 217V216H86ZM207 217H209V216H207ZM17 218V217H16ZM63 218V217H62ZM72 218V217H71ZM71 218H69V220H71ZM83 218H85V217H83ZM190 218V217H189ZM195 218V217H194ZM253 218V217H252ZM264 218V217H263ZM262 218V219H263ZM79 219H82V218H79ZM78 219V220H79ZM191 219H193V217L191 218ZM201 218H199V220H200ZM210 219V218H209ZM255 219V218H254ZM12 220V219H11ZM14 220V219H13ZM17 220V222H18V220H19V218H17V219H15V221ZM28 220V219H27ZM41 220H43V219H41ZM48 220H50V219H48ZM68 220V219H67ZM90 219L89 218H85L84 220H83V222H88ZM196 220V219H195ZM205 220V219H204ZM207 220V219H206ZM47 221V220H46ZM54 222H56L55 220H53ZM72 221V220H71ZM80 222H82L81 220H79ZM191 221V220H190ZM197 222H198V220H196ZM196 221H194V225H197V223L195 224V222ZM203 221V220H202ZM264 221V220H263ZM262 220H261V222H263ZM14 222V221H13ZM20 222V221H19ZM32 222V221H31ZM39 222V221H38ZM48 222V221H47ZM79 222V223H80ZM156 222V221H155ZM209 222V221H208ZM220 222V221H219ZM11 223H12V221H11ZM11 223H10V225H11ZM49 223H51V222H49ZM48 223V224H49ZM59 223V222H58ZM73 223H74V221H73ZM76 224H78L77 223V220H76V222H75ZM154 223V222H153ZM157 223V222H156ZM186 223V222H185ZM264 223V222H263ZM17 224V223H16ZM15 224V225H16ZM29 224V223H28ZM35 224V223H34ZM54 224V223H53ZM84 224V223H83ZM155 224V223H154ZM154 224H152L153 226H152V228H155L154 227ZM157 224H159V223H157ZM187 224V223H186ZM207 224H209V223H207ZM206 224V225H207ZM211 224V223H210ZM69 225H71L70 223H69ZM82 225V224H81ZM194 225L193 226H191V227H194ZM14 226V225H13ZM13 226H12V228H13ZM55 226V225H54ZM57 227H54L55 229L56 228H58V226H60L59 224H57L56 225ZM73 226V225H72ZM76 226V225H75ZM227 226V225H226ZM159 227V226H158ZM197 227V226H196ZM207 227H209V226H207ZM16 228V227H15ZM157 228V227H156ZM160 228V227H159ZM161 228H163V227H161ZM221 228V227H220ZM223 228V227H222ZM48 229H50V228H48ZM140 229V228H139ZM217 229H218V227H217ZM16 230H17V228H16ZM195 230V229H194ZM198 230V229H197ZM13 231V230H12ZM25 235H26V239H27V246H26V250H25V259L30 263V264H55V261H53V258H52V255L51 254H49V253H47V252H49V245H48V247H44V246H40L39 245V243H38V240H37V236L36 235H34L29 229H25ZM50 231L52 232L53 230H51L50 229ZM158 231V230H157ZM160 231H162V229L160 230ZM165 231V230H164ZM223 231V230H222ZM34 232V231H33ZM54 232V231H53ZM52 232V233H53ZM138 232H139V230H138ZM170 233H171V231H169ZM169 232H167V233H169ZM194 232V231H193ZM15 233V232H14ZM146 233V232H145ZM161 233V232H160ZM165 233V232H164ZM195 234H196V232H194ZM18 234V233H17ZM142 234V233H141ZM144 234V233H143ZM147 234V233H146ZM149 234V233H148ZM147 234V235H148ZM153 234V233H152ZM163 234V233H162ZM195 234L193 235V233L191 234V232H190V234H189V236L190 235H193L192 237L194 238V236H195ZM245 234V233H244ZM14 235H16V234H14ZM24 235V236H25ZM54 235V234H53ZM139 235V234H138ZM155 235V234H154ZM163 235H165V234H163ZM197 235V234H196ZM200 234L198 233V236H199ZM204 239L205 240H203L204 242V244L202 245V246H204L205 247V250L209 253V256H206V254H205V257L207 258L208 257V259H209V257H210V260H214V258H219L220 260H221V264H224V263H226V264H228L229 262H223V260H224V258H223V256H224V251H225V247L227 248V246H225V244L223 243V240L222 239H220V237L219 236H217L218 234L216 233V231H215V229L214 228H210L209 227V229L207 228V230H205L204 231ZM247 235H249V234H247ZM11 236L13 237V235L11 234ZM17 236V235H16ZM24 236H22V238H24ZM46 236V235H45ZM142 236V235H141ZM144 236L145 235H143L142 237L144 238ZM221 236V235H220ZM3 237V236H2ZM17 237H19V236H17ZM40 237V236H39ZM47 237V236H46ZM56 237V236H55ZM136 237H137V235H136ZM149 237V236H148ZM147 236H146V239H144V241H141L142 243H144L145 244V241L147 240V239H149ZM152 237V236H151ZM196 237V236H195ZM200 237V236H199ZM199 237H197V238H199ZM202 238H203V236H201ZM200 237V238H201ZM248 238H249V236H247ZM137 238H139V237H137ZM141 238V237H140ZM139 238V239H140ZM155 238H158L157 236H155ZM191 238V237H190ZM193 238H191V239H193ZM196 238V239H197ZM201 238V239H202ZM228 238V237H227ZM226 238V239H227ZM244 238L245 239H247L245 236H244ZM18 239H20V237L18 238ZM42 239V238H41ZM48 239V238H47ZM152 239H154V238H152ZM160 239V238H159ZM169 239H170V237H169ZM172 239H175L174 237L172 238ZM177 239V238H176ZM224 239V238H223ZM12 240V239H11ZM24 240H25V238H24ZM141 240H143V239H141ZM151 240V239H150ZM249 240V239H248ZM4 241V240H3ZM8 241V240H7ZM21 241H22V239H21ZM139 241V240H138ZM149 241V240H148ZM154 241V240H153ZM164 241V240H163ZM165 241H166V239H165ZM164 241V242H165ZM167 241H170V240H167ZM175 241V240H174ZM173 241V243H175V245H176V241H178V239L174 242ZM196 241V240H195ZM198 241V240H197ZM200 241V240H199ZM250 241H251V239H250ZM253 241V240H252ZM261 241V240H260ZM262 241H263V239H262ZM6 242V241H5ZM13 242V241H12ZM60 242V241H59ZM160 241H157V243L158 244H160L159 243ZM188 243H189V241H187ZM201 242V241H200ZM226 242V241H225ZM254 242V241H253ZM47 243V242H46ZM52 243V242H51ZM56 244H57V242H55ZM139 243V242H138ZM137 243V245H139ZM147 243V247H148V242H146ZM152 243H154V242H152ZM150 241H149V244H151L152 246H153V244H152ZM166 243V242H165ZM164 243V244H165ZM54 244V243H53ZM59 244V243H58ZM57 244V245H58ZM134 244V243H133ZM179 243H177V245H178ZM190 244V246H191V243H189ZM188 244V245H189ZM196 244V243H195ZM227 244V243H226ZM230 244V243H229ZM228 244V245H229ZM8 245V244H7ZM15 245V244H14ZM61 245V244H60ZM104 245V244H103ZM135 245H136V243H135ZM171 245V244H170ZM182 245V244H181ZM185 245V244H184ZM187 245V244H186ZM186 245L185 246H179V247H183V248H185L186 247ZM201 245V244H200ZM9 246V245H8ZM7 246V247H8ZM19 246V249H20V245H18ZM47 246V245H46ZM101 246V245H100ZM107 246V245H106ZM111 246V245H110ZM117 246V245H116ZM121 246V245H120ZM127 246H129V244L127 245ZM140 246H143V244L142 245H140ZM156 246H158V245H156ZM196 245H194L193 244V247H195ZM6 247V248H7ZM10 247V246H9ZM8 247V248H9ZM11 247H13V246H11ZM58 246H56V248H57ZM61 247V246H60ZM115 247V246H114ZM135 247V246H134ZM134 247H130V248H126L128 251H131V250H133V249H135ZM138 247V246H137ZM7 248V250H9ZM51 248V247H50ZM59 248V247H58ZM57 248V249H58ZM99 248V247H98ZM101 248H102V246H101ZM145 248V247H144ZM153 248V247H152ZM190 248V247H189ZM199 248V247H198ZM252 248V247H251ZM14 249H17L18 250V248H14ZM14 249H11L12 251L14 250ZM22 249V248H21ZM55 248H52V250H50V251H54L55 252V250H54ZM109 249V248H108ZM111 249V248H110ZM120 249H121V247H120ZM146 249V248H145ZM158 249V248H157ZM168 249V248H167ZM167 249H166V253L168 252L167 251ZM191 249V248H190ZM253 249V248H252ZM251 249V250H252ZM255 249V248H254ZM4 250H6V249H4ZM3 250V251H4ZM6 250V251H7ZM83 250H86V249H83ZM99 250V249H98ZM98 250H96V251H98ZM115 250V249H114ZM113 250V251H114ZM141 250V249H140ZM144 250V249H143ZM173 250V249H172ZM192 250H194L193 248H192ZM227 250V249H226ZM250 250V249H249ZM5 251V252H6ZM59 251H62V250H60L59 249ZM64 251V250H63ZM62 251V253H64V255H65V252H63ZM109 251V250H108ZM113 251H112V254H113ZM116 251V250H115ZM114 251V252H115ZM147 251V250H146ZM157 251V250H156ZM161 251H163V252H165L164 250H161ZM160 251V252H161ZM232 251V250H231ZM237 251V250H236ZM1 252H2V250H1ZM9 253H10V250L8 251ZM23 252V251H22ZM74 252V251H73ZM82 252V251H81ZM99 252H101V251H99ZM105 252V251H104ZM132 252V251H131ZM134 252V251H133ZM148 252V251H147ZM235 252V251H234ZM252 252V251H251ZM253 252H254V250H253ZM253 252L251 253V254H253ZM263 252V251H262ZM15 253V252H14ZM13 253V254H14ZM72 253V252H71ZM86 252H84V254H85ZM94 253V252H93ZM92 253V255H95V253L93 254ZM98 253V252H97ZM116 253V252H115ZM113 254L114 256H116L117 254ZM146 253V252H145ZM144 253V254H145ZM149 254H152L153 252H151L150 253V251L148 252ZM155 253V252H154ZM174 253V252H173ZM191 253V252H190ZM204 253V252H203ZM203 253L201 254V255H203ZM242 253V252H241ZM246 252H244L243 254H245ZM255 253V252H254ZM257 253H258V251H257ZM3 254V253H2ZM18 254H19V252H18ZM22 253H20V255H21ZM87 254V253H86ZM85 254V255H86ZM89 254V253H88ZM91 254V253H90ZM99 254V253H98ZM97 254V255H98ZM102 254H104L103 252H102ZM112 254H111V256H112ZM129 254V253H128ZM148 254V255H149ZM159 254V253H158ZM162 254V253H161ZM171 254V252H169V255ZM187 254H188V252H187ZM194 254H195V251H194ZM198 254H199V252H198ZM227 254V253H226ZM233 254L234 253H232V255L231 256H233ZM237 254H239V253H237ZM264 254V253H263ZM15 255H17V253H15ZM14 255V256H15ZM60 256H61V253L59 254ZM58 255V256H59ZM71 255V254H70ZM70 255H67V256H70ZM100 255V254H99ZM146 256H147V254H145ZM167 255V254H166ZM173 255V254H172ZM175 255V254H174ZM173 255V256H174ZM181 255H182V253H181ZM184 255V254H183ZM240 255V254H239ZM238 255V256H239ZM242 255V254H241ZM258 255V254H257ZM22 256V255H21ZM59 256V257H60ZM72 256H73V254H72ZM77 256V255H76ZM82 256V255H81ZM80 256V257H81ZM110 256V257H111ZM132 256H133V254H132ZM153 256V255H152ZM155 256V255H154ZM161 256V255H160ZM164 256V255H163ZM172 256V257H173ZM176 256V255H175ZM185 256H186V253H185ZM191 256V255H190ZM199 256V255H198ZM10 257V256H9ZM12 257V256H11ZM58 257V258H59ZM66 257V256H65ZM86 257V256H85ZM97 257H100V256H97ZM159 257V256H158ZM162 257V256H161ZM165 257V256H164ZM167 257V256H166ZM178 257V256H177ZM193 257H194V255H193ZM196 257V256H195ZM204 257V256H203ZM202 257V258H203ZM204 257V258H205ZM261 257V256H260ZM15 258V257H14ZM93 258V257H92ZM95 258H96V255H95ZM135 258V257H134ZM153 259H154V257H152ZM155 258H156V256H155ZM170 257H168V259H169ZM179 258V257H178ZM178 258H176L175 257V259H178ZM182 258V257H181ZM188 258H189V255H188ZM198 258V257H197ZM197 258H195V259H197ZM199 258H200V256H199ZM202 258H200V260L202 259ZM237 258V257H236ZM239 258V257H238ZM4 259V258H3ZM66 259V258H65ZM70 259V258H69ZM71 259H72V257H71ZM96 259H98V258H96ZM116 259V257L114 258V260ZM171 259V258H170ZM173 259V258H172ZM174 259V260H175ZM190 259H192V258H190ZM230 259V258H229ZM249 260L251 259V258H248ZM118 260H119V257H118ZM173 260V261H174ZM180 260H182V259H180ZM184 260V259H183ZM186 260V259H185ZM193 260V259H192ZM200 260H198V263L199 264H201L200 262ZM203 260V259H202ZM225 260H226V258H225ZM7 261V260H6ZM9 261V260H8ZM17 260H15V263H17L16 262ZM21 261V259H19V261L18 262H20ZM82 261V260H81ZM100 261V260H99ZM165 261V260H164ZM168 261V260H167ZM172 261V260H171ZM190 261V260H189ZM188 261V262H189ZM194 261V260H193ZM263 261H264V256H263ZM1 262H2V259H1ZM23 262V261H22ZM166 262V261H165ZM164 262V263H165ZM168 262H170V261H168ZM175 262V261H174ZM179 262V261H178ZM186 262V261H185ZM187 262V263H188ZM194 262H196V261H194ZM202 262H204L205 264H207L206 263V260L204 259V261H202ZM208 262V261H207ZM212 262V261H211ZM218 262H219V260H218ZM7 263V262H6ZM9 263H10V261H9ZM14 263V262H13ZM24 263V262H23ZM59 263V262H58ZM89 263H92V264H96V263H93V262H91L90 260L89 261H87L86 263H84V264H89ZM101 263V262H100ZM103 263V262H102ZM164 263H162V264H164ZM171 263H173V262H171ZM190 263V262H189ZM210 262H208V264H209ZM213 263V262H212ZM262 263V262H261ZM2 264H3V262H2ZM10 264H12V263H10ZM20 264V263H19ZM26 264V263H25ZM60 264V263H59ZM71 264V263H70ZM165 264H167V262L165 263ZM169 264V263H168ZM173 264H175V263H173ZM177 264V263H176ZM215 264V263H214ZM259 264V263H258Z\"/></svg>", "mask_w": 264, "mask_h": 264}]
</instances>
